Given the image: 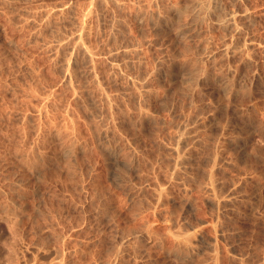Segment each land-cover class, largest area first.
<instances>
[{
  "label": "rangeland",
  "instance_id": "374dc122",
  "mask_svg": "<svg viewBox=\"0 0 264 264\" xmlns=\"http://www.w3.org/2000/svg\"><path fill=\"white\" fill-rule=\"evenodd\" d=\"M0 1H1L0 2L1 3L0 4V86H1L0 88L1 90L0 92L1 93L0 95V264H33V263L34 264H51V263L52 264H155V263L156 264H177V263L195 264L192 263L191 261L197 262L199 259H201L202 262L199 260V262L201 263L198 262L197 264H204V263L214 264V262L220 263L222 261L223 263L220 264H225V263L229 264V262L231 264V260L233 259V257L237 258L236 260L234 259L232 260V263L234 264L237 263L264 264V259H263L264 258V214H263L264 213V135H263L264 134V96H263L264 95V0H240V1L239 0H199V4H197L198 0L197 1L195 0H113L114 2L116 1L115 3H120V4H114V2L111 0H109L110 2H108L107 0L105 1L99 0L100 2L103 1L102 4L98 0H94L93 5H91V7L89 6V3H91L90 0L89 3L88 0H13V1L3 0L4 2L2 0ZM96 1H98V3L94 4ZM106 1L108 4H105L106 6L105 7L104 2L106 3ZM200 1L201 2L203 1L202 2L203 5L206 4L204 6L205 8L208 6L207 8L210 10L211 14L209 13L208 9L203 10L204 12L201 10L203 5L201 4ZM219 3L220 6L223 7V10L219 6ZM109 4L111 5L114 4V5L111 6ZM212 4L213 5L216 4L215 6L217 7L213 6ZM8 5L10 6L9 8ZM61 5L63 6L65 5L64 8L61 7ZM68 6L71 7L68 9ZM92 6H94L95 10L92 8ZM100 6L104 8L101 7L102 8L101 9ZM114 6L115 8L118 9H115ZM58 7L59 9L61 8L64 10L61 11V13H63L61 16L60 13L55 14L58 13L57 12ZM176 7L179 10L176 9ZM11 8L13 10H11ZM89 8L90 11L93 9L90 15L92 18L89 17V19L91 18L93 21L91 20L90 22L89 19H88L89 21L86 20V23L88 22L89 24H86L85 26L86 28H89L90 26L91 30L88 29L87 31L86 29V32L88 33H85V36L86 35H90V36H87L88 38L85 37L84 40L88 39V41L86 40L88 44L85 41L86 45H88L89 49L91 48V52L94 53L95 59L97 58L96 61L94 59V62L92 63L95 68L92 66V64L86 62L87 60L84 58L83 55H80L81 54L80 52L76 50L78 53L76 54L75 49H70L71 47L68 46V50H67L66 49L67 46L63 45V44L67 45L68 43L71 42L73 37L72 36L73 32L78 27L77 26L79 23L78 21L81 20L84 21L85 19V16L83 17L84 19H82L81 15L83 16L84 15L83 13L87 14L86 11L90 12ZM184 8L189 12L187 13L186 10H184ZM8 9L9 11L10 10L11 11L9 12ZM55 9L57 10L55 11ZM189 9L192 10L194 9V10L192 12ZM212 9L218 10L220 14H217L218 11L216 10L212 11ZM180 10L182 12V16ZM45 11L51 13L48 14ZM94 11H95V15L96 13H98L97 17L92 16L94 15L93 13ZM215 11L216 13H214ZM64 12H66L68 15ZM198 12L199 15H196L198 14ZM202 12L203 14L206 15L202 14L203 15L202 16L200 14ZM160 13L161 15L157 16ZM212 13H214L215 17L212 16L213 15ZM246 13H248L247 15L250 16L248 17ZM43 14L44 16H42ZM53 14L55 15L53 16ZM163 14L165 15V17ZM179 14L181 17L179 16ZM29 15L33 20L29 19L30 18ZM66 15L68 17H66ZM142 15H144V18ZM162 15L163 17H161ZM194 15L195 17L199 16V18L198 19L197 17L195 18ZM229 15L234 16V19L236 21L234 22V27L238 25L242 27L241 28L239 26H238L239 28L235 27V29L236 28L237 29L234 30V27L227 26L226 24H228L229 22L228 20L231 19ZM32 16L35 18H32ZM140 16L142 17V19L140 18ZM220 16L221 18L222 16L225 17L221 19ZM152 17L153 18L155 17L154 20ZM156 17H158V20ZM217 17L219 20L217 19ZM192 18L193 21L194 20L197 21L193 22ZM25 19L27 21V24H30L32 21L33 23V24L31 23L32 25H35L36 23L37 25L26 26ZM237 19L239 21H237ZM240 19L243 21H241ZM248 19L251 21V25ZM34 20L35 22H33ZM155 20H157L156 21L157 23L155 22ZM161 20H163V22H161ZM202 20L203 21L205 20L207 23L204 21L203 23L205 24H203ZM221 20L224 21L223 24ZM245 20L247 23L245 22ZM153 23L155 24L154 25L155 27L153 26ZM158 23H160L159 24L160 26L158 25ZM183 25L185 27H182ZM245 25L247 26V28L250 25L248 30L246 27H244ZM158 26L161 27L162 29L158 28ZM166 26L167 28H164ZM219 26H221V28ZM180 28L181 30H179ZM184 28L187 29L188 32L185 34L186 37L181 36L182 37L181 38L180 35H183L181 31L184 30ZM242 28L246 33H243L244 31L242 30ZM240 29L242 33H240L239 31ZM230 33L232 34V36ZM237 33L241 35L238 36ZM242 34L247 41L243 38ZM188 35H190V37ZM191 36L193 37L196 36V37L194 38L192 37L191 39ZM68 37L70 38L68 39ZM239 38L240 39L242 38V40H238ZM239 41L242 42L239 43ZM245 41L247 44L244 43ZM207 42L208 44H206ZM252 42L254 43V45L256 44L259 47L256 45L254 47ZM187 43L189 44L186 45ZM201 44L203 46L204 45L206 46V47L204 46L206 50ZM225 44L227 46L224 47ZM230 44L233 49L231 48ZM240 44H244L246 47ZM259 44H261V46ZM131 45L133 47L134 46L137 47H135L133 50V47ZM228 45L230 47H228ZM236 45L237 46L239 45L240 53L238 52V47H235ZM240 46L242 52L245 51V53L247 51L245 49L249 48L246 54L244 53L243 55V53H241ZM250 46L253 48V50L252 48H250ZM119 47L122 50H120ZM260 47L263 50H261ZM63 48L65 51H62ZM113 48L115 50L117 49L118 51L117 50L115 51ZM191 48L193 51L191 50ZM223 48L224 49L231 48V51H234L235 49L237 50L234 51L236 53L232 52L235 54L232 55L231 51L226 52L225 51L226 49L223 50ZM135 49L138 50V52ZM70 50L73 51V53L72 52L70 53ZM126 50L129 51L128 52L129 54L127 53ZM202 50L204 52L205 51L207 52L204 53ZM110 51L116 52L117 54L119 52L118 55H120V57L118 56L117 59L118 60L121 59V60L118 61L116 59L117 60L116 64L120 63L118 64L119 67H115V69L114 67H112L111 69L112 65L110 63V60L108 62V59L110 58L107 59V57L109 56L108 54L111 53ZM135 52L137 53L135 54ZM68 53L70 54V56ZM201 53L205 56H203ZM210 53L211 55H209ZM223 53L224 55L226 53V55L224 56ZM75 54L78 57H75L74 56ZM134 54L136 56L139 54L137 56L138 58L136 56H135L136 58L132 56ZM200 54L203 57L202 59ZM241 54L243 55L244 59L242 58ZM126 55L130 56L128 57L129 60L128 58H126L127 57ZM238 55L241 56L239 57L240 59H242V61L244 62L246 60L247 61L245 63L241 62ZM81 56L83 57L81 58ZM123 57H125L124 60L125 62L129 61L127 62L129 66H127V63L124 64L122 63L124 62ZM133 57L134 59H132ZM206 57L209 58L207 59ZM71 58L72 60L70 61ZM98 59L99 62L97 63ZM131 60L133 61L131 62ZM196 60L198 62H196ZM209 60L211 62H209ZM66 61L68 62L70 61V63L72 62L71 63L72 65H70V63L68 64V62L66 64ZM200 62L202 64L204 62V64L202 65ZM64 63L67 69L65 68L63 70V66H65ZM131 63H133V65ZM248 63L249 66L247 67ZM73 64H75L76 67L75 65L73 66ZM181 64L183 65L186 64V65L183 66ZM187 64L189 65L190 69L192 68L193 73L190 72L191 70H189ZM108 65L110 66L109 68ZM194 65H196V68L198 69H195ZM199 65H201L202 68L204 67L205 71L207 70L206 73L205 71H203L204 69L199 68ZM71 66H73V68ZM175 66L177 68L178 67L180 68V69L178 68L179 72L177 71V68ZM68 67H70L71 69ZM170 67H172L171 70ZM93 69H96V71ZM193 69L194 71L196 70L197 72L196 71L194 72ZM117 70L119 73L117 72ZM213 70H214L213 73L214 75L213 74L211 75L210 73ZM217 70L220 72V74L219 72H216ZM227 70H228V74L226 72ZM164 71L166 72V75L168 77L165 75ZM168 71L169 72L171 71V73L172 71L174 72L172 73V76L171 73H169ZM199 71H201L200 74L202 75V76L200 75V77H199ZM64 72L66 73V75H64ZM72 72L73 74L75 73V75H73ZM183 72L185 73V75L182 74ZM188 72L189 74H187ZM221 72H223L222 73L223 76H221ZM240 72L241 75H239ZM95 73H96V77H94ZM190 73L191 74L196 73V76L190 75ZM89 74H91V76ZM140 74L143 76V78ZM153 74H155L154 76L156 78L153 76ZM85 75L88 77H86ZM183 75L185 77L186 75L187 77L189 75L190 76L188 77L187 80V77L185 78L183 77ZM219 75L221 77H219ZM231 75H233L232 76L233 78L231 77ZM145 76L147 77V79L145 78ZM152 76L157 81L153 79ZM157 76H159L158 79ZM90 77L93 78L91 79ZM138 77L139 79H137ZM161 77L162 79L163 77L164 79L166 77L167 79L165 80L167 81L162 80ZM227 77H229L230 80L226 79ZM66 78L69 80L67 81ZM130 78L132 79L130 80ZM141 78L143 81L146 79L143 82L146 83L143 84L145 88L144 87L141 88L144 92L140 90L142 91V93L139 91L140 87H138V85L141 86L142 84ZM169 78L170 80H172L171 82L174 83V85L171 86L172 83L168 82ZM172 78L175 81H173ZM95 79L96 81H98V83H101L99 84V87L97 86L98 83L94 81ZM178 79L179 80L184 79L182 81L183 82L185 81V83H183L181 80L178 81ZM205 79L207 81H205ZM233 79H235L234 81H237L238 83L233 82ZM151 80L154 83L150 82ZM186 80L189 83V85L191 82L192 83L195 82L200 86L199 85L197 86V84L195 83L193 85L187 86L188 83L186 82ZM219 80L220 83H217L219 82ZM225 80L227 81L229 80L231 86ZM63 81L66 83L70 82L71 83V84L69 83L71 85L70 87L74 91L72 90L71 92H69L71 90V89L68 90L69 84H65ZM147 81L149 82L147 83ZM201 81L202 82L204 81V83H202ZM92 82L95 83L96 85H94ZM133 82L136 83L134 84ZM138 82L141 84H137ZM178 82L181 85L183 83L182 85L183 88L181 87V85L177 86L179 85ZM211 82L212 83L214 82L215 84H212ZM130 83L131 85L134 84L135 86H130ZM149 83L150 85L152 84L151 87L149 86ZM210 83L214 86L216 84L221 86L217 88L218 85H216L217 87L213 86L212 88V85L210 86ZM232 83L235 85L233 86ZM223 84L226 85L225 87L227 88V90L226 88L222 89V86L224 87ZM100 85L103 86L101 87ZM184 85L185 87L186 86L187 87L184 88ZM93 86H95L96 89L99 90L101 89L103 92L105 91V94H103L104 96L100 94L98 90L96 91V89L93 88ZM173 86L174 87L176 86L178 88L176 87L174 88ZM194 86L195 89H193ZM133 87L135 88L137 87L138 89L137 88L136 89L138 90V92L134 90L135 88ZM230 87H233L231 91L229 89ZM103 88L106 89L103 90ZM178 89L180 90L178 91ZM224 89L226 91H223ZM89 90L90 91L93 90V92L91 91L92 94L94 92L97 93L96 94L94 93V95H92L90 94ZM75 91L77 95L76 97L74 95ZM133 91H135L136 94H134ZM147 91L148 92L150 91L151 93H148ZM182 91H184V93ZM229 91L230 93L232 92L233 93L229 94ZM145 92H146L145 95L147 94H151V95H147L148 97L144 96ZM152 94L154 96H152ZM224 94L228 95V97H226V95ZM99 95L102 96L100 97ZM105 97H107V99H109L110 102L108 100L106 101ZM141 97L142 99L144 98L145 100L144 99L140 100ZM224 97L228 99L229 105L227 104V102L225 103L227 99ZM149 98L150 100L148 101ZM222 101L224 104L222 103ZM107 102L109 103V105ZM143 103L144 105L147 104L148 106L147 107L146 105L144 106ZM220 104H223L224 106ZM107 105L109 106V108ZM111 105L112 106L114 105V107H112ZM141 106L142 108H140ZM220 106L221 108H219ZM227 106L230 107H228L227 109ZM222 107H224V109ZM146 108L147 110H143ZM215 108L218 109L216 110ZM229 108L231 109L229 110ZM139 109L142 112H140ZM213 110L214 112H212ZM109 111H111V113ZM146 111L147 112L149 111L150 113L148 112V114L154 116L150 115L151 119L150 118L148 119L147 116L148 114H146ZM222 111L223 112L228 111V112L222 113ZM196 112L199 113L196 114ZM217 113H219L221 116L219 114L218 116H216L215 114ZM199 114L200 116L198 117ZM141 116L143 119L140 118ZM145 116L147 117L146 119H144ZM191 116H193L194 118ZM204 116H206L207 119L204 120L203 118H201ZM153 117L155 119H153ZM208 117L211 120H209ZM218 117L222 118L221 120L223 121V123L220 122V118L218 119L219 121H217ZM185 119L188 121L187 123L185 122L186 121ZM188 119H190L191 121H195L197 119L198 120L195 121L196 123L195 122L192 123ZM138 120L139 123L137 122ZM141 120L144 121L142 122ZM199 120L202 122V124L199 123L200 122ZM205 121H207L206 123L208 122L209 123L206 124L204 123ZM153 122H157V125L156 123ZM184 122L186 124H184ZM215 122L216 123L219 122V123L216 124ZM137 123L138 125L139 124L141 125V123L143 125L137 126ZM195 124H197L196 125L197 128L195 127ZM203 124L205 125L204 127H206L207 125L206 128L208 132H211V134L213 132L211 136L210 133L205 132L207 130L206 128L202 127ZM219 124L222 126H220ZM182 125L185 128H183ZM187 125L188 126L190 125L191 127H188ZM227 125L229 126V128H227L228 127ZM144 126L145 127L148 126V128L147 127L145 128ZM217 126L221 131L218 130V128H216ZM143 127L144 129H141ZM192 128H194V130ZM201 128L203 130H201ZM212 128L214 129L213 131L211 130ZM222 128H224L225 130ZM182 129H185L182 131L184 137L189 136L187 132L190 135L192 134L191 135L192 140L188 138L189 144L187 143L188 145L186 144L184 146L185 147L184 149L182 148L183 146H181L182 150L179 154L180 156L179 158L184 160V162L186 161V163H184L185 166L187 164H192L194 166L187 165L188 167L185 168V166L183 165V168H180L181 166L180 167L177 165L175 166V162L173 161L174 166L171 164L172 162H170V165H172L171 168L173 167V171H174L173 172L172 170L170 171L171 168L169 165V161L172 160V158L173 160L176 159L177 155L174 153L173 149L176 148V146L178 145V144L176 145L174 144L176 142V139L173 142L174 139L173 135H175L176 138L177 135L179 136ZM190 130L192 131L191 133L189 132ZM195 130L196 133H194ZM215 130L217 133L214 132ZM239 131H242L243 134ZM204 132L205 135L207 133V136L211 137V139L213 138V136L215 137L212 140L211 139L208 140L210 141L208 142L209 144L207 143V141L205 142V139L207 140L208 137H206L205 135H201ZM200 135L201 137H199ZM170 137L172 138V142ZM197 137L200 139L202 138V141H196V140H200L197 139ZM238 137L240 138L244 137V138L240 139ZM231 138L233 142H231L232 141ZM214 139L216 140L218 139V141L216 140L214 141ZM221 140H224V143H222L223 142L222 141L220 143L221 145H219V142ZM195 141L197 142V144L195 143ZM198 142L200 144H203V146H200ZM205 143H207V146L209 148L211 146L212 148L210 149L212 150H210L207 146L205 147ZM192 144H194V147H192L193 146ZM232 144H234L235 146ZM214 145H216V147ZM222 145H225L224 148H226V146L228 145L227 149L224 150ZM168 146H169L168 148L169 151L166 149ZM230 146L231 147L234 146L236 151H233L234 147L231 148ZM68 148L69 149L71 148L70 150L72 152L68 151L69 150ZM193 148L196 149L199 148V149L195 150ZM230 148L232 150H230ZM189 149H192L193 151L192 150L189 151ZM198 150L199 151L201 150L200 151L201 153ZM213 150H216L215 151L216 153ZM67 151L69 152L68 154ZM116 151L117 153L118 151H120L118 153L119 155L116 153ZM170 151L171 153H169ZM188 151L189 152L192 151L193 155L192 153L190 154ZM194 151L198 153L197 157ZM205 151H208L209 153ZM217 151L219 152L217 153ZM135 152L139 154L136 153L135 156ZM211 152H213V154ZM64 153L66 155H64ZM187 153L189 155H187ZM206 153L207 154L211 153L210 155L213 156L210 157V155H208L209 157L208 158ZM236 153H238L237 155L239 156V158L243 155L245 156V157L244 156L241 157L242 159L244 158L243 161L240 158L242 163L240 162V159L237 158L238 156H236ZM129 154H131L132 156H129ZM170 154L171 156L173 155L174 156L170 157ZM70 155H72V157ZM124 155L126 157H124ZM182 155L185 156L183 157ZM186 155L190 157L188 158ZM220 155H222L221 156L222 159L219 157ZM119 156L124 159H120ZM225 156L229 158H224V159H228V160L230 159L231 161L224 160L223 157ZM128 157L131 158L133 161ZM110 158L114 161L112 162ZM135 158H137V160ZM218 158L221 160V162ZM210 159L211 161L209 162L211 163L210 164L206 163L207 164L206 166V164L204 163ZM235 159L238 160V162ZM248 159H249V164L247 162ZM124 160L125 162H123ZM234 160L236 162H233ZM250 160L252 162L254 161L253 162L255 163L253 164V166L255 165L254 168L251 164L252 162L250 163ZM116 163H118L119 165ZM125 163L127 166L124 165ZM202 163L205 167L202 165ZM244 163L247 164V166L245 165L247 168H245ZM129 164L131 165L129 166ZM218 164L220 165L218 166ZM226 164L229 165L231 169L228 166H227L228 168L226 169ZM233 164L235 167L233 166ZM250 164L253 169H251ZM31 165H33L34 168ZM121 165L122 166L124 165L125 167L123 166L124 167L123 168ZM248 165L250 166V169ZM134 166L135 167L138 166V167L135 168ZM119 167L121 168V170L122 168L124 170L120 171ZM178 167L182 172L179 169H177ZM216 167H218V169H216ZM114 168L116 171L114 170ZM137 168L138 171H136ZM222 169L223 172H221ZM176 170L179 171V174H177L178 172ZM217 170L218 171L220 170V172H218ZM133 171L136 173H134ZM192 171L193 172L195 171V173H198V171H200L199 174L201 177H198L199 179L197 178L198 181L196 177L197 175L199 176V174L196 175ZM213 171H215V173ZM175 172L177 175L175 174ZM180 172H181V176L183 175L184 177L185 175L186 179H183V177L180 176L178 177V175H180ZM206 173L208 174L209 177L207 176ZM193 174L195 178L193 177ZM170 176L172 178L177 177V180L173 181L175 180V178L173 180L171 178L170 180L169 179ZM187 176H189L190 178H187ZM215 176L221 182V184L216 180ZM205 178L207 180H205ZM192 179L193 181L195 179V181L191 182ZM122 180H124V182ZM210 181L213 183L212 184L209 183ZM214 181H217V183ZM181 182L182 183L185 182L184 186L183 184H181ZM204 184L206 185V188ZM216 184H218V186ZM220 185H221L220 189L224 190L223 191L224 194L222 193V196L220 193L221 190L219 191ZM222 185H224L223 186L224 189H222L223 188ZM203 186L205 188L204 190L202 189ZM215 187L217 189L214 190L215 193L214 192L213 193L214 194H216L217 192L219 193H217L213 197L212 195L214 194L212 193L210 188H212L213 190L215 189ZM161 188H163L164 190L162 191ZM155 189L158 190V192L160 193L155 192L156 191ZM233 189H235V192L237 191L236 193H238L237 194L238 199L236 198L237 195L235 194V192L233 195L232 192L234 191ZM238 191L239 192L241 191L240 193L242 195ZM157 193L159 194L160 197V198L158 197L159 199L157 198L158 195ZM164 193L165 195H163ZM240 196L243 197L241 198ZM211 197L213 199L215 198L213 202H212L213 199H211V201L207 200L210 199ZM220 197L224 199L222 200L220 199ZM233 198L235 199L233 200ZM240 198L241 200L243 199L242 203L240 202L241 201ZM160 200L161 202L158 203V201ZM231 200L234 201V202L232 201L234 206L237 205L236 207H233V210L229 209L233 205ZM223 201L225 204L223 205L225 207L222 205ZM226 201L227 203H229L228 205H231L230 207L228 205L226 206L227 204ZM236 201L239 203H237ZM214 202H215V206L212 205V203L214 204ZM216 204L218 206H216ZM220 206L224 210H222ZM215 208L217 209V215H215L216 214ZM225 210L226 212H224ZM151 212L155 216H152ZM219 213H221L220 216L218 215ZM223 214L225 215L224 219H227L226 221L225 220L223 221V217H224ZM214 217L217 219L219 218V220L217 219L215 220ZM153 218L155 221L153 220ZM213 220L217 223H219L220 221L221 222L220 224L225 222L227 225L225 223H223V225L225 224L224 226L226 229L224 228V226L223 228H220L222 227V225L220 224L216 225V223ZM201 221L204 223H202ZM150 223L152 224L151 226H149ZM199 223H201L202 225ZM166 224L169 226L171 225L170 227H173L172 229L174 230H170L171 228ZM185 224L186 225L188 224L189 228L192 227L191 228L192 230L191 229L188 230L189 228H187L188 226H184ZM197 224L199 228H196L197 226L195 227V225ZM209 224L210 225L212 224L213 226H210ZM143 227H146V232ZM193 227L195 228L193 229ZM137 228L138 229L140 228L143 231L140 230L139 232ZM168 228L169 230L166 231ZM185 228L186 230H184ZM202 228H203V232L201 231ZM180 229H182L181 232ZM198 229L200 230V232H198L199 231ZM207 229L209 230L208 233L210 235L212 233L211 235L212 237L209 234L206 235ZM221 229H224L223 231L226 232H224L223 234L222 233L223 231ZM126 230H127V234L125 232ZM133 230H136V233H133L135 232ZM150 230L153 232L152 233L153 235L151 234ZM176 230H178L179 233ZM204 230H206V233L204 232ZM212 230L215 231L214 233H216L215 234L216 236H214ZM128 231H130V234ZM171 231L172 233H174V235L170 233ZM182 231L184 233L188 232L186 233L187 235L184 234ZM199 233H201V235ZM124 234L126 235V237ZM136 236H138L137 240H136ZM146 236L147 238H145ZM166 236L169 237V241L170 240L172 241V239L173 241H175L174 246L172 245L173 241L172 243H170L171 241L168 242V238ZM170 236H172L173 238ZM198 236H200L199 237L200 239L198 238ZM223 236L225 237L224 239ZM226 236H227V240H226ZM124 237L127 239L125 240ZM151 237H153V239H151ZM155 237H156V242L158 240L159 242L157 243L155 242L154 239ZM164 237L166 238L167 241L165 240ZM188 237H190V239ZM215 237L217 240L216 239L213 240V238ZM220 238H222L221 241ZM130 239L132 241H129ZM138 239H140V241H138ZM148 239H150L152 242L150 240L148 241ZM210 239L213 241H211ZM141 240L142 241L144 240V242L142 243ZM135 241H137L139 244L137 242L134 243ZM186 241L189 242L187 243ZM201 241L202 243L206 241L205 242L206 244L205 243L202 244ZM131 242L132 244L134 243V245H136L135 247H137V249L139 250L138 253L136 252L137 249L132 247L134 245H132ZM212 243H214V245H216L217 247L214 246ZM137 244L140 245L141 248ZM189 244H192L195 247ZM204 244L206 247L202 246ZM171 245L172 248H174L175 246L176 247L171 250ZM182 246H184L185 248H182ZM213 246L216 250L213 248ZM119 247L121 248L119 249ZM125 247L126 250L132 247L131 249L133 250L135 249V251L132 252V250L130 249V252L126 253L127 254L126 255L125 254L126 250H123L125 249ZM196 247L198 249V253H196L197 251ZM201 247L202 248L204 247V250ZM222 247L224 248V251L222 250L223 249ZM142 248L146 252H144ZM187 248L189 249L187 250ZM206 248H208V250H205ZM129 249L126 252H128ZM185 249L186 251L184 252ZM209 249L214 250L213 252L217 255H215ZM119 250L120 251L123 250V253L122 252L120 253ZM170 250L174 252L175 255ZM227 250H229L233 254H230V252H228ZM116 251L119 253H117ZM194 251L196 254H194ZM226 251L229 254L227 256H229L230 258L231 256H233L231 259L226 256L227 254ZM113 252L115 253L113 254ZM179 252L182 253L181 257H180L181 253ZM210 252L214 254L211 255L213 257L209 256ZM257 252L259 253L257 254ZM185 253L187 254V256L185 255ZM220 253L221 254L224 253L223 256H220L219 255ZM195 255L198 260L195 259L196 258ZM224 255L227 257V259L226 257H224ZM133 256H135V258ZM208 257L211 258L212 260L209 259ZM228 259L230 261H227ZM243 259L244 261L247 260L248 261L244 262ZM187 260L189 261V263ZM213 260L214 262H212ZM237 260L241 262L239 263L237 262ZM233 261H235L236 263Z\"/></svg>",
  "mask_w": 264,
  "mask_h": 264
},
{
  "label": "bare ground",
  "instance_id": "6f19581e",
  "mask_svg": "<svg viewBox=\"0 0 264 264\" xmlns=\"http://www.w3.org/2000/svg\"><path fill=\"white\" fill-rule=\"evenodd\" d=\"M2 1H3V0H2ZM4 1H5V0H4ZM4 1H3V2H4ZM12 1H13V0H12ZM90 1H91V3H89V0H88V3H89V6L91 7V5H93L94 0H90ZM98 1H99V0H98ZM98 1H96L94 4L98 3ZM104 1H105V0H104ZM107 1L110 2L109 0H107ZM107 1H106V3L104 2V6H105V4H108ZM111 1H113V0H111ZM195 1H197V0H195ZM239 1H240V0H239ZM0 2H1V1H0ZM3 2H2V3H3ZM14 2H15V1H14ZM99 2H100V1H99ZM102 2H103V1H102ZM102 2H100V3H102ZM113 2H114V1H113ZM115 2H116V1H115ZM115 2H114V4H120V3H115ZM119 2H120V1H119ZM200 2H201V1H200ZM202 2H203V1H202ZM202 2H201V4L203 5ZM205 2H206V1H205ZM214 2H216V1H214ZM218 2H219V1H218ZM236 2H237V1H236ZM132 3H133V2H132ZM144 3H145V2H144ZM195 3H196V2H195ZM206 3H207V2H206ZM239 3H240V2H239ZM0 4H1V3H0ZM12 4H13V3H12ZM14 4H15V3H14ZM102 4H103V3H102ZM102 4H101V5H102ZM111 4H112V2H111ZM111 4H109V5H111ZM114 4H113V5H114ZM140 4H141V3H140ZM146 4H147V3H146ZM193 4H194V3H193ZM197 4H199V0H198V3H197ZM197 4H196V5H197ZM201 4H200V5H201ZM204 4H205V3H204ZM213 4H214V3H213ZM213 4H212V5H213ZM216 4H217V3H216ZM216 4H215V5H216ZM2 5H4V4H2ZM5 5H7V4H5ZM16 5H17V4H16ZM97 5H98V4H97ZM109 5H107V6H109ZM113 5H111V6H113ZM144 5H145V4H144ZM153 5H154V4H153ZM205 5H206V4H205ZM205 5H203V7L201 6V7H202V8H201L202 11L208 9V8H207L208 6H207L206 8L204 7ZM210 5H211V4H210ZM215 5H213V6H215ZM217 5H218V4H217ZM221 5H222V4H221ZM14 6H15V5H14ZM64 6H65V5H64ZM64 6L61 5V7H63V8H64ZM95 6H96V5H95ZM121 6H122V5H121ZM193 6H194V5H193ZM219 6H220V3H219ZM9 7H10V6L8 5V8H9ZM66 7H67V5H66ZM70 7H71V6H68V9H69ZM87 7H88V6H87ZM97 7H99V6H97ZM97 7H96V8H97ZM101 7H102V6H100V8H101ZM105 7H106V6H105ZM116 7H117V6H116ZM148 7H149V5H148ZM150 7H151V6H150ZM152 7H153V6H152ZM194 7H195V6H194ZM194 7H193V8H194ZM196 7H197V6H196ZM209 7H210V6H209ZM211 7H212V6H211ZM215 7H217V6H215ZM215 7H214V8H215ZM220 7H221V6H220ZM6 8H7V7H6ZM12 8H13V5H12ZM12 8H11V10H13ZM92 8L94 9V6H92ZM102 8H104V7H102ZM102 8H101V9H102ZM114 8H115V6H114ZM121 8H122V7H121ZM172 8H173V7H172ZM174 8H175V6H174ZM212 8H213V7H212ZM221 8H222V10H223V7H221ZM14 9H15V8H14ZM71 9H73V8H71ZM93 9H92L91 11H93ZM115 9H118V8H115ZM119 9H120V6H119ZM176 9H178V8L176 7ZM199 9H200V8H199ZM218 9H219V8H218ZM248 9H249V8H248ZM248 9H247V10H248ZM11 10H10V11H11ZM56 10H57V9H55V11H56ZM58 10H59V11H58ZM58 10H57L58 13H55V12H54V13H55V14H59V13H60V16H61V15L63 14V13H61V11H64V10L61 9V8L59 9V7H58ZM86 10H87V9H86ZM94 10H95V9H94ZM145 10H146V9H145ZM178 10H179V9H178ZM184 10H186V9L184 8ZM189 10L193 12L194 9H193V10H192V9H189ZM197 10H198V9H197ZM197 10H196V11H197ZM208 10H209V9H208ZM214 10H216V9H214ZM214 10L212 9V11H214ZM257 10H258V9H257ZM8 11H9V9H8ZM10 11H9V12H10ZM35 11H36V10H35ZM65 11H66V8H65ZM72 11H73V10H72ZM72 11H70V12H72ZM89 11H90V8H89ZM91 11H90V12L86 11L87 14L83 13L84 15H83V16L81 15L82 19H84V18H83L84 16H85V19H84V21H82V20H81V21H78L79 23L82 22V23H80V24L77 22V23H78V25H77L78 27H77V28L75 27V28H76L75 31H74L75 33L73 32V35H72L73 37L71 36V37H72V40L70 39L71 42H70V40H69L70 43H68L67 45L63 44L64 46H67V48H66L67 50H68V46H69V47H71L70 49H75L76 54H78L77 51L80 52V53H81L80 55H83L84 58L87 60V61H86V60H85V61L88 62L89 64H92V63L94 62L95 55H94V53L91 52V48L89 49L88 45H86V42L88 41V39H86L87 41L84 40V39H85V37L88 38L87 36H90V35H86V36H85V33H88V32H86V29H87V31H88V29H90V26H89V25H88L89 28H86L85 25H86V24H89L88 22L86 23V20H87V21L90 20V22H91V20H92V19H91L92 17L90 16V15H91ZM100 11H101V10H100ZM103 11H104V10H103ZM117 11H120V10H117ZM182 11H183V10H182ZM198 11H199V10H198ZM216 11H218V10H216ZM216 11H215L214 13H216ZM220 11H221V10H220ZM254 11H255V10H254ZM13 12H14V11H13ZM13 12H12V13H13ZM45 12L48 13V11H45ZM106 12H107V10H106ZM109 12H110V11H109ZM115 12H116V11H115ZM152 12H153V11H152ZM171 12H172V11H171ZM180 12H181V10H180ZM186 12L188 13L189 11L186 10ZM192 12H191V13H192ZM203 12H204V11H203ZM203 12L200 13V14L202 15ZM205 12H206V11H205ZM245 12H246V11H245ZM247 12H248V11H247ZM5 13H6V12H5ZM21 13H22V12H21ZM28 13H29V12H28ZM46 13H45V14H46ZM49 13H51V12H49ZM49 13H48V14H49ZM64 13H66V12H64ZM93 13H94V15H92V16H94V17L96 16V17H97V14H98V13H96V15H95V11H94ZM117 13H118V12H117ZM117 13H116V14H117ZM122 13H123V12H122ZM150 13H151V12H150ZM154 13H155V12H154ZM175 13H176V12H175ZM191 13H190V14H191ZM207 13H208V12H207ZM209 13H210V10H209ZM214 13H212V14H213L212 16H214ZM221 13H222V12H221ZM232 13H233V12H232ZM243 13H244V12H243ZM243 13H242V14H243ZM248 13H249V12H248ZM248 13H246V15H247ZM41 14H42V13H41ZM55 14H53V16H54ZM66 14H67V13H66ZM118 14H119V13H118ZM120 14H121V12H120ZM155 14H156V13H155ZM157 14H158V13H157ZM177 14H178V13H177ZM184 14H186V13H184ZM210 14H211V13H210ZM217 14H220L219 11H218ZM234 14H236V13H234ZM14 15H15V14H14ZM67 15H68V14H67ZM67 15H66V17H68ZM70 15H71V14H70ZM160 15H161V13H160L159 15H157V16H160ZM163 15H164V14H163ZM163 15H162L161 17H163ZM196 15H199V12H198V14H196ZM203 15H206V14H203ZM203 15H202V16H203ZM231 15H232V14H231ZM239 15H240V14H239ZM239 15H238V16H239ZM244 15H245V14H244ZM244 15H243V16H244ZM246 15H245V16H246ZM35 16H37V15H35ZM42 16H44V14H43ZM50 16H51V15H50ZM50 16H49V17H50ZM135 16H136V15H135ZM142 16H143V18H144V15H142ZM148 16H149V15H148ZM155 16H156V15H155ZM166 16H167V15H166ZM177 16H178V15H177ZM179 16H180V14H179ZM181 16H182V12H181ZM181 16H180V17H181ZM207 16H208V15H207ZM209 16H210V15H209ZM212 16H211V17H212ZM226 16H227V15H226ZM229 16H230V15H229ZM235 16H237V15H235ZM247 16H248V15H247ZM249 16H250V15H249ZM249 16H248V17H249ZM252 16H253V14H252ZM9 17H10V16H9ZM11 17H12V16H11ZM19 17H20V16H19ZM29 17H30L29 19H31V16H30V15H29ZM45 17H46V16H45ZM47 17H48V16H47ZM51 17H52V16H51ZM51 17H50V18H51ZM89 17H91V18L89 19ZM164 17H165V15H164ZM184 17H185V16H184ZM192 17H193V14H192ZM194 17H195V15H194ZM196 17H197V16H196ZM196 17H195V18H196ZM211 17H210V18H211ZM214 17H215V16H214ZM214 17H213V18H214ZM223 17H225V16H222V18H223ZM230 17H231V19L228 20V21H229L228 24H226L227 22H226L225 24H226L227 26H229V27H234V22H236V21H235V19H234V16H230ZM15 18H16V17H15ZM15 18H13V19H15ZM32 18H35V17L32 16ZM122 18H123V17H122ZM137 18H138V16H137ZM140 18L142 19L141 16H140ZM140 18H139V19H140ZM152 18H153V17H152ZM154 18H155V17H154ZM154 18H153V20H154ZM156 18H157V20H158V17H156ZM186 18H187V17H186ZM198 18H199V16L197 17V19H198ZM205 18H206V17H205ZM208 18H209V17H208ZM220 18H221V16H220ZM222 18H221V19H222ZM228 18H229V17H228ZM252 18H253V17H252ZM10 19H11V18H10ZM88 19H89V20H88ZM135 19H136V18H135ZM165 19H166V18H165ZM168 19H170V18H168ZM201 19H202V17H201ZM203 19H204V18H203ZM217 19H218V17H217ZM238 19H239V17H238ZM238 19H237V21H239ZM31 20H33V19H31ZM36 20H37V19H36ZM44 20H45V19H44ZM107 20H108V19H107ZM150 20H151V18H150ZM153 20H152V22H153ZM157 20H155V22H156ZM177 20H178V19H177ZM199 20H200V19H199ZM218 20H219V19H218ZM223 20H224V19H223ZM226 20H227V18H226ZM240 20H241V19H240ZM248 20H249V19H248ZM25 21H26V19H25ZM92 21H93V20H92ZM119 21H120V20H119ZM137 21H138V20H137ZM167 21H168V20H167ZM169 21H170V20H169ZM192 21H193V18H192ZM192 21H191V23H192ZM194 21L196 22L197 20H194ZM194 21H193V22H194ZM200 21H201V20H200ZM204 21H205V20H204ZM204 21L202 20V23H203ZM207 21H208V20H207ZM241 21H243V20H241ZM249 21H250V20H249ZM249 21H248V22H249ZM33 22H35V20H34ZM42 22H43V21H42ZM117 22H118V20H117ZM121 22H122V21H121ZM161 22H163V20H161ZM161 22H160V23H161ZM165 22H166V21H165ZM171 22H172V21H171ZM205 22H206V21H205ZM221 22H222V24H223L224 21L221 20ZM245 22H246V20H245ZM31 23H32V21H31ZM31 23H30V24H27V21L25 22L26 26H30V25L33 24V23H32V24H31ZM112 23H113V22H112ZM119 23H120V22H119ZM156 23H157V22H156ZM160 23H158V25H159ZM166 23H167V22H166ZM202 23H200V24H202ZM206 23H207V22H206ZM238 23H239V22H238ZM246 23H247V22H246ZM117 24H118V23H117ZM150 24H151V23H150ZM161 24H162V23H161ZM167 24H168V23H167ZM169 24H170V23H169ZM203 24H205V23H203ZM219 24H220V23H219ZM262 24H263V23H262ZM36 25H37V23H36L35 25H32V26H36ZM119 25H121V24H119ZM127 25H128V24H127ZM154 25H155V24L153 23V26H154ZM191 25H192V24H191ZM217 25H218V23H217ZM235 25H236V24H235ZM247 25H248V24H247ZM250 25H251V21H250ZM250 25H249V26H250ZM252 25H253V24H252ZM255 25H256V24H255ZM122 26H123V25H122ZM122 26H121V28H122ZM147 26H148V25H147ZM156 26H157V24H156ZM159 26H160V25H159ZM159 26H158V28H161V27H159ZM177 26H178V25H177ZM186 26H188V25H186ZM221 26H222V25H221ZM221 26H219V27L221 28ZM238 26H239V25H238ZM238 26H235V27H238ZM249 26H248V28H249ZM154 27H155V26H154ZM182 27H185V26L183 25ZM188 27H190V26H188ZM193 27H195V26H193ZM235 27H234V30L237 29V28L235 29ZM239 27L241 28L242 26H239ZM239 27H238V28H239ZM244 27L247 28L246 25H245ZM164 28H167V26L164 27ZM164 28H163V29H164ZM178 28H179V27H178ZM222 28H224V27H222ZM246 28H245V29H246ZM248 28H247V30H248ZM94 29H95V28H94ZM156 29H157V28H156ZM161 29H162V28H161ZM173 29H174V28H173ZM182 29H183V28H182ZM225 29H226V26H225ZM225 29H223V30H225ZM227 29H228V28H227ZM230 29H232V28H230ZM90 30H91V29H90ZM97 30H98V28H97ZM100 30H101V29H100ZM159 30H160V29H159ZM165 30H166V29H165ZM179 30H181V28H180ZM179 30H178V32H179ZM191 30H192V29H191ZM193 30H194V29H193ZM242 30H243V28H242ZM111 31H112V30H111ZM157 31H158V30H157ZM163 31H164V30H163ZM169 31H170V30H169ZM171 31H172V30H171ZM176 31H177V29H176ZM226 31H227V30H226ZM230 31H231V30H230ZM230 31H229V32H230ZM239 31H240V33H242V32H241V29H240ZM243 31H244V30H243ZM92 32H93V31H92ZM141 32H142V31H141ZM159 32H162V31H159ZM187 32H188L187 29L184 28V30L181 31V33H182L183 35H180V37H181V36H185V34H186ZM231 32H232V31H231ZM235 32H236V31H235ZM89 33H90V32H89ZM143 33H144V32H143ZM201 33H202V32H201ZM224 33H225V32H224ZM243 33H246V32L244 31ZM141 34H142V33H141ZM190 34H191V31H190ZM193 34H194V33H193ZM230 34H231V33H230ZM233 34H234V33H233ZM237 34H238V33H237ZM113 35H114V34H113ZM118 35H119V34H118ZM222 35H223V34H222ZM240 35H241V34H238V36H240ZM247 35H248V34H247ZM99 36H100V35H99ZM109 36H110V35H109ZM115 36H116V35H115ZM161 36H162V35H161ZM188 36L190 37V35H188ZM223 36H224V35H223ZM231 36H232V34H231ZM238 36H236V37H238ZM242 36H243V34H242ZM245 36H246V35H245ZM116 37H117V36H116ZM143 37H144V36H143ZM185 37H186V36H185ZM185 37H184V38H185ZM192 37H193V36H191V39H192ZM194 37H196V36H194ZM194 37H193V38H194ZM247 37H248V36H247ZM69 38H70V37H68V39H69ZM106 38H107V37H106ZM114 38H115V37H114ZM181 38H182V37H181ZM225 38H226V37H225ZM243 38H244V36H243ZM68 39H67V40H68ZM109 39H110V38H109ZM115 39H116V38H115ZM170 39H171V38H170ZM172 39H173V38H172ZM188 39H189V38H188ZM236 39H237V38H236ZM236 39H235V40H236ZM244 39L246 40V38H244ZM102 40H103V39H102ZM194 40H195V39H194ZM231 40H232V39H231ZM238 40H242V38H241V39L239 38ZM85 41H86V42H85ZM117 41H118V40H117ZM170 41H172V40H170ZM176 41H177V40H176ZM181 41H182V40H181ZM188 41H189V40H188ZM233 41H234V40H233ZM246 41H247V40H246ZM246 41L244 42L245 44H247ZM65 42H67V41H65ZM65 42H63V43H65ZM184 42H185V40H184ZM193 42H194V41H193ZM241 42H242V41H241ZM241 42L239 41V43H241ZM111 43H112V42H111ZM229 43H231V42H229ZM232 43H234V42H232ZM252 43H253V42H252ZM61 44H62V42H61ZM87 44H88V42H87ZM107 44H108V43H107ZM188 44H189V43H187L186 45H188ZM206 44H208V42H207ZM236 44H237V42H236ZM248 44H249V43H248ZM111 45H112V44H111ZM114 45H115V44H114ZM118 45H119V44H118ZM134 45H135V44H134ZM151 45H152V44H151ZM151 45H150V47H151ZM164 45H165V44H164ZM198 45H199V44H198ZM201 45H202V44H201ZM201 45H200V46H201ZM240 45H244V44H240ZM251 45H252V44H251ZM253 45H254V43H253ZM255 45H256V44H255ZM255 45H254V47H255ZM259 45L261 46V44H259ZM48 46H49V45H48ZM59 46H60V45H59ZM61 46H62V45H61ZM131 46H132V45H131ZM202 46H203V45H202ZM204 46H205V45H204ZM204 46H203V47H204ZM207 46H208V45H207ZM225 46H227V45L225 44L224 47H225ZM230 46H231V44H230ZM230 46L228 45V47H230ZM247 46H248V45H247ZM256 46H258V45H256ZM107 47H108V46H107ZM107 47H106V48H107ZM121 47H122V46H121ZM124 47H126V46H124ZM132 47H133V46H132ZM135 47H137V46H134V47H133V50H134ZM203 47H202V48H203ZM205 47H206V46H205ZM205 47H204V49H205ZM235 47H238V52L240 53V51H239V45H238V46L236 45ZM235 47H234V48H235ZM244 47H246V46L244 45ZM244 47H242V48H244ZM248 47H249V46H248ZM248 47H247V48H248ZM258 47H259V46H258ZM156 48H157V47H156ZM194 48H195V46H194ZM198 48H199V47H198ZM200 48H201V47H200ZM208 48H209V47H208ZM208 48H207V49H208ZM231 48H232V46H231ZM231 48H225L226 50L223 48V50H225L226 52H228V51H231ZM250 48H252V47L250 46ZM260 48H261V47H260ZM100 49H101V48H100ZM113 49H114V48H113ZM119 49H120V47H119ZM129 49H130V48H129ZM136 49H138V48H136ZM136 49H135V50H136ZM141 49H142V48H141ZM204 49H203V50H204ZM232 49H233V48H232ZM240 49H241V46H240ZM255 49H256V48H255ZM258 49H259V48H258ZM67 50H66V52H67ZM76 50H77V51H76ZM114 50H115V49H114ZM114 50H113V51H114ZM116 50H117V49H116ZM116 50H115V51H116ZM120 50H122V49H120ZM133 50H132V52H133ZM172 50H173V49H172ZM191 50H192V48H191ZM203 50H202V51H203ZM205 50H206V49H205ZM235 50H237V49H235ZM235 50H234V51H235ZM245 50L248 51L249 48H248V49H245ZM250 50H251V49H250ZM252 50H253V48H252ZM261 50H263V49L261 48ZM62 51H65L64 48L62 49ZM92 51H93V50H92ZM117 51H118V50H117ZM126 51H127V50H126ZM136 51L138 52V50H136ZM188 51H189V50H188ZM192 51H193V50H192ZM196 51H197V50H196ZM199 51H200V50H199ZM199 51H198V52H199ZM225 51H224V52H225ZM234 51H231V53L234 52ZM243 51H244V50H243ZM247 51H246V53H247ZM71 52L73 53V51L70 50V53H71ZM110 52H111V51H110ZM124 52H125V50H124ZM128 52H129V51H127V53H128ZM137 52H135V54H136ZM203 52H204V51H203ZM203 52H202V53H203ZM206 52H207V51H205L204 53H206ZM121 53H122V52H121ZM130 53H131V51H130ZM172 53H173V52H172ZM199 53H200V52H199ZM199 53H198V54H199ZM202 53H201V54H202ZM204 53H203V54H204ZM208 53H209V52H208ZM231 53H229V54H231ZM234 53H236V52H234ZM234 53H232V55H233ZM241 53H243V55H244L245 51L242 52V49H241ZM246 53H245V54H246ZM249 53H251V52H249ZM249 53H248V54H249ZM68 54H69V53H68ZM76 54H75L74 56H75V57H78V56H76ZM118 54H119V52H118ZM118 54H117L116 52H111L110 54H108L109 56L107 55V56H108L107 59L110 58V59H108V62H109V60H110V63H111V65H112V66H111V69H112V67H114V69H115V67H119L118 64H120V63H117V64H116V62H117V60H118L117 57H118V56L120 57V55H118ZM123 54H125V53H123ZM128 54H129V53H128ZM135 54L132 55V56L135 57V56H136ZM201 54H200V55H201ZM203 54H202V55H203ZM220 54H221V52H220ZM227 54H228V53H227ZM237 54H238V53H237ZM248 54H247V55H248ZM121 55H122V54H121ZM138 55H139V54H138ZM138 55H137V56H138ZM183 55H184V54H183ZM202 55H201V59L203 58ZM209 55H211V53H210ZM223 55H224V53H223ZM223 55H222V56H223ZM225 55H226V53H225ZM225 55H224V56H225ZM232 55H230V56H232ZM234 55H235V54H234ZM243 55L241 54L242 58H243ZM69 56H70V54H69ZM74 56H73V57H74ZM83 56H81V58H82ZM96 56H97V55H96ZM123 56H125V55H123ZM126 56H127V55H126ZM137 56H136V57H137ZM198 56H199V55H198ZM203 56H205V55H203ZM239 56H240V55H238V57H239ZM241 56H240V57H241ZM245 56H246V55H245ZM98 57H100V56H98ZM121 57H122V56H121ZM128 57H130V56H127L126 58H128ZM134 57H133L132 59H134ZM136 57H135V58H136ZM199 57H200V56H199ZM212 57H214V56H212ZM233 57H234V56H233ZM236 57H237V56H236ZM240 57H239V59H240ZM246 57H247V56H246ZM248 57H249V56H248ZM84 58H83V59H84ZM123 58H124V59H123V61H124V60H125V57H123ZM137 58H138V57H137ZM188 58H189V57H188ZM206 58H207V57H206ZM208 58H209V57H208ZM208 58H207V59H208ZM222 58H223V57H222ZM224 58H225V57H224ZM227 58H228V55H227ZM75 59H76V58H75ZM75 59H74V60H75ZM96 59H97V58H96ZM96 59H95V61H96ZM107 59H106V62H107ZM116 59H117V60H116ZM190 59H192V58H190ZM231 59H232V57H231ZM237 59H238V58H237ZM243 59H244V58H243ZM245 59H246V58H245ZM71 60H72V58L70 59V61H71ZM120 60H121V59H119L118 61H120ZM128 60H129V58H128ZM163 60H164V59H163ZM178 60H179V59H178ZM199 60H200V59H199ZM211 60H212V59H211ZM213 60H214V59H213ZM252 60H253V59H252ZM70 61H69V62L66 61V64H67V62H68V64H69ZM100 61H101V60H100ZM126 61H127V60H126ZM132 61H133V60H131V62H132ZM158 61H159V60H158ZM181 61H182V60H181ZM202 61H204V60H202ZM202 61H201V62H202ZM207 61H208V60H207ZM229 61H230V60H229ZM240 61H241V62H244V61H242V59H240ZM246 61H247V60H246ZM246 61H245V62H246ZM74 62H76V61H74ZM83 62H84V60H83ZM98 62H99V59H98L97 63H98ZM127 62H129V61H127ZM127 62L124 61V62H122V63L124 64V63H127ZM134 62H135V61H134ZM196 62H198V61L196 60ZM201 62H200V63H201ZM209 62H211V61L209 60ZM224 62H225V60H224ZM245 62H244V63H245ZM249 62H250V61H249ZM251 62H252V61H251ZM71 63H72V62H71ZM71 63H70V65H72ZM88 63H87V65H88ZM176 63H177V62H176ZM178 63H179V62H178ZM200 63H199V64H200ZM244 63H243V64H244ZM75 64H76V63H75ZM75 64H73V66H74ZM131 64L133 65V63H131ZM135 64H136V63H135ZM149 64H150V63H149ZM153 64H154V63H153ZM173 64H174V63H173ZM189 64H190V63H189ZM194 64H195V63H194ZM201 64H202V63H201ZM203 64H204V62H203ZM203 64H202V65H203ZM237 64H238V63H237ZM241 64H242V63H241ZM64 65H65V63H64ZM85 65H86V64H85ZM94 65H95V64H94ZM109 65H110V64H109ZM109 65H108V68L110 67ZM136 65H137V64H136ZM177 65H178V64H177ZM181 65H183V64H181ZM184 65H186V64H184ZM184 65H183V66H184ZM246 65H247V64H246ZM73 66H71V67L73 68ZM92 66H93V64H92ZM92 66H91V67H92ZM97 66H98V65H97ZM97 66H96V67H97ZM125 66H126V65H125ZM127 66H129L128 63H127ZM151 66H152V65H151ZM187 66H188V68H189V65H188V64H187ZM187 66H186V67H187ZM191 66H192V65H191ZM194 66H195V69H198V68H196V65H194ZM204 66H205V65H204ZM248 66H249V63H248V65H247V67H248ZM251 66H252V65H251ZM75 67H76V65H75ZM88 67H89V66H88ZM93 67H94V66H93ZM135 67H136V66H135ZM166 67H169V66H166ZM175 67H176V66H175ZM175 67H174V68H175ZM181 67H182V66H181ZM186 67H185V68H186ZM65 68L67 69L66 65L63 66V70H64ZM68 68H70V67H68ZM82 68H83V67H82ZM89 68H90V67H89ZM94 68H95V67H94ZM120 68H121V67H120ZM120 68H118V69H120ZM133 68H134V67H133ZM161 68H162V67H161ZM171 68H172V67H170V70H171ZM176 68H177V67H176ZM178 68H179V67H178ZM178 68H177V71L180 69V68H179V69H178ZM199 68H200V69L202 68L201 65H199ZM70 69H71V68H70ZM181 69H182V68H181ZM202 69H204V67H203ZM228 69H229V68H228ZM232 69H233V68H232ZM232 69H231V70H232ZM68 70H69V69H68ZM73 70H74V69H73ZM73 70H70V71H73ZM86 70H87V69H86ZM89 70H90V69H89ZM89 70H88V71H89ZM93 70L96 71V69H93ZM93 70H92V72H93ZM173 70H174V69H173ZM182 70H183V69H182ZM189 70H191L190 72H192V68H191V69L189 68ZM215 70H216V69H215ZM218 70H221V69H218ZM218 70H217L216 72H219ZM234 70H236V69H234ZM237 70H238V69H237ZM65 71H66V70H65ZM70 71H69V72H70ZM74 71H75V70H74ZM95 71H94V72H95ZM103 71H104V70H103ZM114 71H115V70H114ZM120 71H121V70H120ZM184 71H185V70H184ZM193 71H194V69H193ZM195 71H196V70H195ZM195 71H194V72H195ZM203 71H205V69H204ZM203 71H202V72H203ZM206 71H207V70H206ZM206 71H205V73H206ZM238 71H239V70H238ZM112 72H113V70H112ZM117 72H118V70H117ZM157 72H158V71H157ZM157 72H156V73H157ZM161 72H162V71H161ZM168 72H169V71H168ZM168 72H167V73H168ZM178 72H179V71H178ZM186 72H187V71H186ZM196 72H197V71H196ZM200 72H201V71H199V77H200V75H201ZM208 72H209V71H208ZM226 72H227V74H228V70H227ZM233 72H234V71H233ZM67 73H68V72H67ZM86 73H87V71H86ZM88 73H89V72H88ZM106 73H107V72H106ZM110 73H111V71H110ZM118 73H119V72H118ZM150 73H151V72H150ZM158 73H159V72H158ZM164 73H165V75H166V72H165V71H164ZM169 73H171V71H170ZM172 73H174V72L172 71ZM172 73H171V76H172ZM176 73H177V72H176ZM192 73H193V72H192ZM205 73H204V74H205ZM213 73H214V70L211 71L210 74L212 75ZM222 73H223V72H221V76H223ZM229 73H230V72H229ZM231 73H232V72H231ZM235 73H236V71H235ZM235 73H234V74H235ZM237 73H238V72H237ZM68 74H69V73H68ZM70 74H71V73H70ZM72 74H73V72H72ZM91 74H92V73H91ZM91 74H89V75L91 76ZM113 74H115V73H113ZM116 74H117V73H116ZM162 74H163V73H162ZM162 74H161V75H162ZM182 74L185 75L184 72H183ZM187 74H189V72H188ZM202 74H203V73H202ZM215 74H216V73H215ZM219 74H220V72H219ZM234 74H233V75H234ZM64 75H66L65 72H64ZM64 75H63V76H64ZM73 75H75V73H74ZM87 75H88V74H87ZM93 75H94V74H93ZM109 75H110V74H109ZM123 75H124V74H123ZM140 75H141V74H140ZM145 75H147V74H145ZM154 75H155V74H153V76H154ZM169 75H170V74H169ZM174 75H176V74H174ZM174 75H173V76H174ZM178 75H180V74H178ZM178 75H177V78H178ZM184 75H183V77H185ZM190 75H195V76H196V73H195V74H191V73H190ZM190 75H189V76H190ZM213 75H214V74H213ZM233 75H231V77H232ZM239 75H241V72H240ZM68 76H69V75H68ZM70 76H71V75H70ZM85 76H86V75H85ZM141 76H142V75H141ZM141 76H140V77H141ZM150 76H151V74H150ZM153 76H152V78H153ZM162 76H163V75H162ZM166 76H167V75H166ZM181 76H182V75H181ZM189 76H188V77H189ZM201 76H202V75H201ZM203 76H204V75H203ZM221 76L219 75V77H221ZM224 76H226V75H224ZM237 76H238V75H237ZM64 77H65V76H64ZM64 77H63V79H64ZM66 77H67V76H66ZM71 77H72V76H71ZM86 77H88V76H86ZM94 77H96V73H95ZM148 77H149V75H148ZM154 77H155V76H154ZM158 77H159V76H157V79H158ZM167 77H168V76H167ZM186 77H187V75H186ZM186 77H185V78H186ZM188 77H187V80H188ZM197 77H198V74H197ZM234 77H235V76H234ZM73 78H75V77H73ZM90 78H91V77H90ZM92 78H93V77H92ZM92 78H91V79H92ZM142 78H143V76H142ZM142 78H141L142 84L139 83V82L137 83V84H141V86L138 85V87H140V88H139V91L142 90L141 88L144 87L143 84H146V83H143V82L147 79V77L145 76L146 79H145L144 81L142 80ZM150 78H151V77H150ZM155 78H156V77H155ZM155 78H153V79H155ZM185 78H184V79H185ZM191 78H192V77H191ZM207 78H208V76H207ZM209 78H210V76H209ZM211 78H212V76H211ZM215 78H217V77H215ZM222 78H224V77H222ZM232 78H233V77H232ZM238 78H241V77H238ZM66 79H67V78H66ZM69 79H70V77H69ZM69 79H67V81H68ZM131 79H132V78H130V80H131ZM133 79H135V78H133ZM137 79H139V77H138ZM137 79H136V80H137ZM161 79H162V77H161ZM165 79H167V78L165 77ZM165 79H164V77H163L162 80H165ZM172 79H173V78H172ZM184 79H182V80H184ZM189 79H190V78H189ZM197 79H199V78H197ZM219 79H220V78H219ZM226 79H229V80H230L229 77H227ZM236 79H237V78H236ZM97 80H98V78H97ZM155 80H156V79H155ZM169 80H170V78H169ZM169 80H168V82L172 83V82H171L172 80H170V81H169ZM176 80H177V79H176ZM180 80H181V79H180ZM180 80L178 79V81H180ZM182 80H181V81H182ZM187 80H186V82H187ZM191 80H193V79H191ZM191 80H189V81H191ZM203 80H204V79H203ZM214 80H215V79H214ZM214 80H213V81H214ZM229 80H228V81L225 80V81H227V82L229 83ZM234 80H235V79H233V82H237V81H234ZM239 80H240V79H239ZM94 81H96V79H95ZM134 81H135V80H134ZM156 81H157V80H156ZM165 81H167V80H165ZM173 81H175V80L173 79ZM194 81H197V80H194ZM205 81H207V80L205 79ZM209 81H212V80H209ZM221 81H222V80H221ZM225 81H224V82H225ZM63 82H64V81H63ZM96 82L98 83V81H96ZM99 82H100V81H99ZM148 82H149V81H147V83H148ZM150 82H152V80H151ZM158 82H160V81H158ZM182 82H183V81H182ZM201 82H202V81H201ZM222 82H223V81H222ZM222 82H221V83H222ZM230 82H232V81H230ZM239 82H241V81H239ZM64 83H65V84H69L70 82H67V83L64 82ZM92 83H93V82H92ZM131 83H132V82H131ZM131 83H130V86H135L134 84H135L136 82H135V83L133 82V83H134L133 85H131ZM152 83H154V82H152ZM175 83H176V82H175ZM183 83H185V81H184ZM183 83H182V85H183ZM187 83H188V82H187ZM194 83H195V82H194ZM194 83L191 82L190 85H193ZM202 83H204V81H203ZM205 83H206V82H205ZM211 83H212V82H211ZM211 83H210V86H211L212 84H215L214 82H213L212 84H211ZM217 83H220V80H219V82H217ZM228 83H226V84H228ZM237 83H238V82H237ZM237 83H236V84H237ZM70 84H71V83H70ZM70 84L68 85V87H69L68 90L71 89V87H70L71 85H70ZM93 84L96 85L95 83H93ZM99 84H101V83H98V85H97L98 87H99ZM137 84H136V86H137ZM176 84H177V83H176ZM178 84H179V85H177V86H180V85H181L179 82H178ZM195 84H197V83H195ZM232 84H233V83H232ZM151 85H152V84H151ZM151 85H150V83H149V86H150V87H151ZM172 85H174V83H172L171 86H172ZM182 85H181V87H182ZM185 85H187V84H185ZM185 85H184V88H186L187 86H190L189 83H188V85H187L186 87H185ZM198 85H199V84H197V86H198ZM202 85H205V84H202ZM206 85H208V84H206ZM216 85H218V84H216ZM216 85H215V86L212 85V88H213V86H214V87H217ZM223 85H224V87L222 86V89H223V88H226V87H225L226 85H225V84H223ZM229 85L231 86L230 83H229ZM234 85H235V84H233V86H234ZM240 85H241V84H240ZM100 86H101V85H100ZM102 86H103V85H102ZM102 86H101V87H102ZM149 86H148V87H149ZM195 86H196V85H195ZM195 86L193 87V89H195ZM199 86H200V85H199ZM220 86H221V85H220ZM220 86L218 85L217 88H219ZM236 86H237V85H236ZM236 86H235V87H236ZM101 87H100V88H101ZM150 87H149V88H150ZM173 87H174V86H173ZM175 87H176V86H175ZM175 87H174V88H175ZM181 87H180V88H181ZM228 87H229V86H228ZM240 87H241V86H240ZM0 88H1V86H0ZM66 88H67V87H66ZM93 88H95V86H93ZM133 88H135V87H133ZM136 88H137V87H136ZM136 88H135L134 90H136V91L138 92V90H137L138 88H137V89H136ZM144 88H145V87H144ZM176 88H178V87H176ZM182 88H183V87H182ZM188 88H190V87H188ZM199 88H200V87H199ZM95 89H96V88H95ZM105 89H106V88H105ZM105 89L103 88V90H105ZM146 89H147V88H146ZM146 89H145V90H146ZM214 89H216V88H214ZM229 89H230V91H231V89H233V87H230ZM241 89H242V88H241ZM72 90H73V89H71L69 92H71ZM97 90H98V92H99L100 94H102V95L105 94V91L103 92L101 89H100V90H99V89H96V91H97ZM149 90H150V89H149ZM179 90H180V89H178V91H179ZM182 90H183V89H182ZM196 90H197V89H196ZM198 90H199V89H198ZM219 90H220V89H219ZM226 90H227V88H226ZM226 90L224 89L223 91H226ZM235 90H236V89H235ZM235 90H234V92H235ZM238 90H239V89H238ZM73 91H74V90H73ZM89 91H90V90H89ZM91 91L93 92V90H91ZM91 91H90V94H92ZM106 91H107V90H106ZM142 91H143V90H142ZM142 91H140V92L142 93ZM186 91H187V89H186ZM186 91H185V92H186ZM188 91H189V90H188ZM190 91H191V90H190ZM193 91H194V90H193ZM193 91H192V93H193ZM223 91H222V92H223ZM230 91H229V94H232L233 92L230 93ZM239 91H240V90H239ZM239 91H237V92H239ZM0 92H1V90H0ZM133 92H134V94H136L135 91H133ZM143 92H144V91H143ZM147 92H148V91H147ZM152 92H153V91H152ZM180 92H181V91H180ZM182 92L184 93V91H182ZM219 92H220V91H219ZM219 92H218V93H219ZM237 92H236V93H237ZM242 92H243V91H242ZM88 93H89V92H88ZM94 93H95V92H94ZM94 93H93L92 95H94ZM96 93H97V92H96ZM96 93H95V94H96ZM106 93H107V92H106ZM141 93H140V94H141ZM148 93H151V92L149 91ZM175 93H176V92H175ZM187 93H189V92H187ZM187 93H186V94H187ZM223 93H224V92H223ZM252 93H253V92H252ZM137 94H138V93H137ZM140 94H139V95H140ZM145 94H146V92L144 93V96L151 95V94H147V95H145ZM190 94H191V93H190ZM221 94H222V93H221ZM257 94H258V93H257ZM0 95H1V93H0ZM74 95H75V97L77 96V95H76V91H75V94H74ZM92 95H91V96H92ZM102 95H99V96L101 97ZM106 95H107V94H106ZM142 95H143V94H142ZM184 95H185V94H184ZM224 95H226V94H224ZM224 95H223V96H224ZM234 95H235V93H234ZM103 96H104V95H103ZM107 96H108V95H107ZM152 96H154V95L152 94ZM189 96H190V95H189ZM229 96H232V95H229ZM248 96H249V95H248ZM250 96H251V95H250ZM263 96H264V95H263ZM46 97H47V96H46ZM109 97H110V95H109ZM138 97H140V96H138ZM147 97H148V96H147ZM147 97H145V98H147ZM155 97H156V95H155ZM184 97H186V96H184ZM187 97H188V96H187ZM226 97H228V95H226ZM226 97H224V98H226ZM237 97H238V96H237ZM73 98H74V97H73ZM105 98H106V101L108 100V101L110 102V100L107 99V97H105ZM150 98H151V97H150ZM150 98L148 99V101L150 100ZM153 98H154V97H153ZM158 98H159V97H158ZM158 98H157V99H158ZM188 98H189V97H188ZM222 98H223V97H222ZM229 98H230V97H229ZM232 98H233V97H232ZM101 99H103V98H101ZM139 99H140V98H139ZM143 99H144V98H143ZM143 99H142V97H141L140 100H143ZM226 99H227V98H226ZM226 99H225V100H226ZM233 99H234V98H233ZM253 99H254V98H253ZM4 100H5V99H4ZM103 100H105V99H103ZM103 100H102V101H103ZM144 100H145V99H144ZM155 100H156V99H155ZM161 100H162V98H161ZM225 100H224V101H225ZM114 101H115V100H114ZM146 101H147V100H146ZM148 101H147V102H148ZM153 101H154V100H153ZM157 101H158V100H157ZM111 102H112V100H111ZM150 102H152V101H150ZM158 102H159V101H158ZM160 102H163V101H160ZM220 102H221V101H220ZM226 102H227V104H228V99H227V101H225V103H226ZM229 102H231V101H229ZM107 103H108V102H107ZM107 103H106V104H107ZM144 103H145V101H144ZM144 103H143V105H144ZM222 103H223V101H222ZM110 104H111V103H110ZM139 104H141V103H139ZM139 104H138V105H139ZM148 104H149V103H148ZM223 104H224V103H223ZM223 104H220V105L224 106ZM227 104H226V105H227ZM108 105H109V103H108ZM108 105H107V106H108ZM145 105H146V107L148 106L147 104H145ZM145 105H144V106H145ZM150 105H151V104H150ZM150 105H149V106H150ZM152 105H153V104H152ZM218 105H219V104H218ZM228 105H229V104H228ZM111 106H112V105H111ZM144 106H143V108H144ZM196 106H197V105H196ZM112 107H114V105H113ZM137 107H138V106H137ZM217 107H218V106H217ZM228 107H230V106H227V109H228ZM108 108H109V106H108ZM140 108H142V106H141ZM219 108H221V106H220ZM222 108L224 109V107H222ZM225 108H226V106H225ZM240 108H241V107H240ZM110 109H111V107H110ZM215 109H216V108H215ZM215 109H214V110H215ZM217 109H218V108H217ZM217 109H216V110H217ZM227 109H226V110H227ZM230 109H231V108H229V110H230ZM141 110H142V109H141ZM143 110H147V108H146V109H143ZM214 110H213L212 112H214ZM111 111H112V110H111ZM111 111H109V112L111 113ZM139 111H140V109H139ZM140 112H142V111H140ZM140 112H139V113H140ZM143 112H145V111H143ZM148 112H149V111H148ZM148 112L146 111V114H148ZM215 112H217V111H215ZM226 112H228V111H225V112L222 111V113H226ZM149 113H150V112H149ZM198 113H199V112H196V114H198ZM39 114H40V113H39ZM47 114H48V113H47ZM196 114H195V115H196ZM212 114H213V113H212ZM218 114H219V113H217V114H215V115L218 116ZM150 115H151V114H148V115H147V116H148V119H149L151 116H154V115H151V116H150ZM207 115H208V114H207ZM209 115H210V114H209ZM219 115H220V114H219ZM247 115H248V114H247ZM138 116H139V115H138ZM143 116H144V115H143ZM158 116H159V115H158ZM196 116H197V115H196ZM199 116H200V114L198 115V117H199ZM201 116H202V115H201ZM210 116H211V115H210ZM220 116H221V115H220ZM191 117H193V116H191ZM213 117H214V116H213ZM138 118H139V117H138ZM138 118H137V119H138ZM140 118H142V116H141ZM140 118H139V119H140ZM146 118H147V117L145 116L144 119H146ZM193 118H194V117H193ZM195 118H196V117H195ZM201 118H203L204 120L207 119L206 116L201 117ZM214 118H215V117H214ZM219 118H220V122L223 123V121L221 120V119H222L221 117H218V118H217V121H219V120H218ZM69 119H70V118H69ZM142 119H143V118H142ZM150 119H151V118H150ZM153 119H155V118L153 117ZM153 119H152V120H153ZM156 119H158V118H156ZM186 119H187V118H186ZM186 119H185V120H186ZM199 119H200V118H199ZM208 119L211 120L209 117H208ZM212 119H213V118H212ZM215 119H216V118H215ZM215 119H214V120H215ZM231 119H232V118H231ZM188 120H190V119H188ZM193 120H194V119H193ZM197 120H198V119H197ZM197 120H195V121H197ZM200 120H201V119H200ZM200 120H199V121H200ZM141 121H142V120H141ZM143 121H144V120H143ZM143 121H142V122H143ZM145 121H146V120H145ZM190 121H191V120H190ZM195 121H191V122L193 123V122H195ZM202 121H203V120H202ZM207 121H208V120H207ZM207 121H205L204 123H206ZM261 121H262V120H261ZM137 122L139 123V120H138ZM150 122H151V121H150ZM158 122H159V121H158ZM185 122L187 123L188 121L186 120ZM185 122H184V124H186ZM212 122H214V121H212ZM138 123H137V126L140 125V124L138 125ZM153 123H156V125H157V122H153ZM182 123H183V121H182ZM189 123H190V122H189ZM189 123H188V124H189ZM192 123H191V124H192ZM195 123H196V122H195ZM199 123L202 124L201 121H200ZM199 123H198V124H199ZM208 123H209V122H208ZM208 123H206V124H208ZM215 123H216V122H215ZM218 123H219V122H217L216 124H218ZM221 123H220V124H221ZM225 123H226V122H225ZM148 124H149V123H148ZM180 124H181V123H180ZM191 124H190V125H191ZM210 124H211V123H210ZM220 124H219V125H220ZM245 124H246V123H245ZM141 125H143V124L141 123ZM141 125H140V126H141ZM154 125H155V124H154ZM154 125H153V126H154ZM158 125H160V124H158ZM190 125H189V126L187 125V126H188V127H191ZM196 125H197V124H195V127H196ZM247 125H248V124H247ZM137 126H136V127H137ZM148 126H149V125H148ZM148 126H146V127L148 128ZM151 126H152V125H151ZM151 126H150V127H151ZM178 126H179V125H178ZM178 126H177V127H178ZM199 126H200V125H199ZM204 126H205V125L203 124V126H202L203 128H206V127H207V125H206V127H204ZM211 126H213V125H211ZM211 126H209V127H211ZM215 126H216V125H215ZM220 126H222V125H220ZM227 126H228V125H227ZM144 127H145V126H144ZM144 127L141 128V129H144ZM146 127H145V128H146ZM182 127H183V125H182ZM223 127H224V126H223ZM230 127H231V126H230ZM246 127H247V126H246ZM250 127H251V126H250ZM183 128H185V127H183ZM186 128H187V127H186ZM196 128H197V127H196ZM196 128H195V129H196ZM214 128H215V127H214ZM216 128H218V126H217ZM216 128H215V129H216ZM225 128H226V125H225ZM227 128H229V126H228ZM178 129H180V128H178ZM188 129H191V128H188ZM188 129H187V131H188ZM192 129L194 130V128H192ZM199 129H200V127H199ZM222 129H224V128H222ZM258 129H259V128H258ZM260 129H261V128H260ZM138 130H139V129H138ZM183 130H185V129H182V130H181V133L179 132L180 134H179V136L177 135L178 137L176 136V138H175V135H173L174 137L172 136V137L174 138V139H173V142H174L175 139H176V142H175L174 144H175V145L178 144V145L176 146V148L173 149V151H174V153L177 155V157H176V159L174 158L175 160H173V158H172V160L169 161V165H170V162H172L171 164L174 166V163H173V161H174V162H175V166H176V165L179 166V167L181 166L180 168H183V165H184V163H186V161L184 162V160H182L181 158H179V157H180L179 154H180L182 148L184 149V148H185L184 146L189 142V141H188V138L191 139V137H192V136H191L192 134L190 135L188 132H187V134H188L190 137H189V136L184 137V135L182 134V131H183ZM201 130H203V129L201 128ZM201 130H200V132H201ZM206 130H207V128H206ZM211 130L213 131L214 129L212 128ZM216 130H217V129H216ZM216 130H215L214 132H216ZM218 130H220V129L218 128ZM224 130H225V129H224ZM39 131H40V130H39ZM175 131H176V130H175ZM178 131H179V130H178ZM220 131H221V130H220ZM220 131H218V132H220ZM222 131H223V130H222ZM107 132H108V131H107ZM176 132H177V131H176ZM184 132H185V131H184ZM184 132H183V133H184ZM189 132L191 133L192 131L190 130ZM198 132H199V131H198ZM198 132H197V133H198ZM205 132H208V130L205 131ZM205 132H204L203 134H201V135H205ZM239 132H241V133L243 134L242 131H239ZM109 133H110V131H109ZM194 133H196V130H195ZM194 133H193V135H194ZM208 133H210V136L213 134V132H212V134H211V132H208ZM216 133H217V132H216ZM221 133H222V132H221ZM237 133H238V132H237ZM175 134H176V133H175ZM103 135H104V133H103ZM201 135H200L199 137H201ZM237 135H238V134H237ZM252 135H253V134H252ZM252 135H251V136H252ZM263 135H264V134H263ZM107 136H108V134H107ZM195 136H197V135H195ZM205 136L208 137L207 140L205 139V142H206V141H207V143L210 142V141H208V140L211 139V137L207 136V133H206ZM253 136H254V135H253ZM105 137H106V136H105ZM105 137H104V138H105ZM109 137H110V134H109ZM193 137H194V136H193ZM202 137H203V136H202ZM206 137H205V138H206ZM235 137H236V136H235ZM195 138H196V137H195ZM213 138H215V137L213 136ZM213 138H212V139H213ZM216 138H218V137H216ZM238 138H240V137H238ZM241 138H244V137H241ZM241 138H240V139H241ZM170 139H171V142H172V138H171V137H170ZM190 139H189V140H190ZM197 139H200V138L197 137ZM203 139H204V138H203ZM212 139H211V140H212ZM103 140H104V139H103ZM105 140H106V139H105ZM191 140H192V139H191ZM194 140H195V139H194ZM194 140H193V142H194ZM215 140H216V139H214V141H215ZM219 140H220V139H219ZM224 140H225V139H224ZM224 140H221V141L219 142V145H221L220 143H221L222 141H223L222 143H224ZM226 140H227V139H226ZM231 140H232V138H231ZM231 140H230V141H231ZM234 140H235V138H234ZM254 140H255V139H254ZM196 141H202V138H201L200 140H196ZM196 141H195V143L197 144ZM216 141H218V139H217ZM230 141H229V142H230ZM241 141H242V140H241ZM241 141H239V142H241ZM108 142H109V141H108ZM212 142H213V141H212ZM231 142H233V140H232ZM237 142H238V141H237ZM33 143H34V142H33ZM106 143H107V142H106ZM198 143H199V142H198ZM201 143H202V142H201ZM207 143H205V147L207 146ZM216 143H217V142H216ZM172 144H173V143H172ZM172 144H171V145H172ZM188 144H189V143H188ZM188 144H187V145H188ZM199 144H200V143H199ZM208 144H209V143H208ZM212 144H213V143H212ZM214 144H215V143H214ZM242 144H243V142H242ZM168 145H169V144H168ZM175 145H174V146H175ZM192 145H193L192 147H194V144H192ZM210 145H211V144H210ZM210 145H209V146H210ZM216 145H217V144H216ZM216 145H214V146L216 147ZM219 145H218V146H219ZM225 145H226V144H225ZM225 145H222L223 148H224ZM228 145H230V144H228ZM228 145H227V146H228ZM232 145H234V144H232ZM232 145H231V146H232ZM179 146H180V149H179ZM181 146H183V147L181 148ZM189 146H190V145H189ZM189 146H188V147H189ZM198 146H199V145H198ZM200 146H203V144H200ZM200 146H199V147H200ZM212 146H213V145H212ZM227 146H226V148H224V150L227 149ZM231 146H230V147H231ZM234 146H235V145H234ZM234 146H233V147H234ZM69 147H70V146H69ZM160 147H161V146H160ZM160 147H159V148H160ZM170 147H171V146H170ZM195 147H196V146H195ZM205 147H204V148H205ZM207 147H208V146H207ZM215 147H214V148H215ZM233 147H231V148H233ZM242 147H243V146H242ZM168 148H169V146H168L166 149L168 150ZM172 148H173V147H172ZM172 148H171V149H172ZM186 148H187V147H186ZM201 148H203V147H201ZM201 148H200V149H201ZM208 148H209V147H208ZM210 148H212V147L210 146ZM210 148H209V149H210ZM219 148H222V147H219ZM231 148H230V150H232ZM236 148H237V147H236ZM259 148H260V147H259ZM68 149H69V148H68ZM68 149H67V150H68ZM70 149H71V148H70ZM70 149H69L68 151H71ZM73 149H74V148H73ZM107 149H108V148H107ZM109 149H111V148H109ZM162 149H163V148H162ZM193 149L197 150V149H199V148H197V149H196V148H193ZM217 149H218V148H217ZM228 149H229V148H228ZM234 149H235V147L233 148V151H236V149H235V150H234ZM65 150H66V149H65ZM75 150H76V149H75ZM77 150H78V149H77ZM105 150H106V149H105ZM113 150H114V149H113ZM120 150H121V149H120ZM122 150H123V149H122ZM164 150H165V149H164ZM190 150H192V149H189V151H190ZM206 150H207V148H206ZM210 150H212V149H210ZM224 150H223V151H224ZM237 150H238V149H237ZM239 150H240V148H239ZM241 150H242V149H241ZM250 150H251V149H250ZM258 150H259V149H258ZM261 150H262V149H261ZM68 151H67V154L69 153ZM135 151H136V150H135ZM165 151H166V150H165ZM168 151H169V150H168ZM168 151H167V152H168ZM189 151H188V152H189ZM192 151H193V150H192ZM192 151L189 152V153L191 154ZM198 151H199V150H198ZM200 151H201V150H200ZM200 151H199V152H200ZM213 151L215 152L216 150H213ZM251 151H252V150H251ZM64 152H65V151H64ZM71 152H72V151H71ZM106 152H107V151H106ZM111 152H112V151H111ZM113 152H114V151H113ZM119 152H120V151H118V153H119ZM131 152H132V151H131ZM183 152H185V151H183ZM194 152H195V151H194ZM202 152H203V149H202ZM205 152H208V151H205ZM205 152H204V153H205ZM218 152H219V151H217V153H218ZM228 152H229V150H228ZM65 153H66V152H65ZM65 153H64V155H66ZM74 153H75V152H74ZM116 153H117V151H116ZM118 153H117V154H118ZM121 153H122V152H121ZM136 153H137V152H135V156H136ZM169 153H171V151H170ZM174 153H172V154H174ZM200 153H201V152H200ZM208 153H209V152H208ZM211 153L213 154V152H211ZM211 153H210V154H211ZM215 153H216V152H215ZM230 153H232V152H230ZM233 153H234V152H233ZM243 153H244V151H243ZM259 153H260V152H259ZM71 154H72V153H71ZM108 154H109V152H108ZM114 154H115V153H114ZM114 154H113V155H114ZM122 154H123V153H122ZM131 154H132V153H131ZM131 154H129V156H132ZM133 154H134V153H133ZM137 154H139V153H137ZM183 154H184V153H183ZM195 154H196V157H197V154H198V153L195 152ZM206 154H207V153H206ZM210 154H207V157H208V155H210ZM222 154H223V153H222ZM226 154H227V153H226ZM237 154H238V153H236V156H238ZM118 155H119V154H118ZM125 155H126V154H125ZM125 155H124V157H126ZM127 155H128V154H127ZM187 155H189V154L187 153ZM187 155H186V156H187ZM192 155H193V153H192ZM199 155H200V154H199ZM214 155H215V154H214ZM240 155H241V154H240ZM70 156L72 157V155H70ZM107 156H108V155H107ZM109 156H110V155H109ZM111 156H112V155H111ZM173 156H174V155H173ZM173 156H171V154H170V157H173ZM182 156H183V155H182ZM184 156H185V155H184ZM184 156H183V157H184ZM211 156H213V155H210V157H211ZM217 156H218V154H217ZM221 156H222V155H220L219 157L222 159ZM228 156H229V155H228ZM243 156H244V155H243ZM243 156H241V157H243ZM253 156H254V154H253ZM259 156H261V155H259ZM68 157H69V156H68ZM68 157H66V158H68ZM119 157H120V156H119ZM122 157H123V155H122ZM167 157H168V156H167ZM187 157L189 158L190 156H187ZM191 157H192V156H191ZM196 157H195V158H196ZM214 157H215V156H214ZM231 157H232V156H231ZM241 157H240V158H241ZM244 157H245V156H244ZM111 158H112V157H111ZM111 158H110V159H111ZM128 158H129V157H128ZM188 158H187V159H188ZM192 158H193V157H192ZM208 158H209V157H208ZM208 158H207V159H208ZM224 158H229V157H226V156H225V157H223V159H224ZM235 158H236V157H235ZM237 158L240 159L239 156H238ZM120 159H124V158H121V157H120ZM125 159H126V158H125ZM129 159H131V158H129ZM135 159L137 160V158H135ZM170 159H171V158H170ZM211 159H212V158H211ZM211 159H210V160H207V162H205L204 164H206V163H209V164H210L211 162H209V161H211ZM218 159H219V158H218ZM241 159H242V158H241ZM241 159H240V162L242 163V161H243L244 158L242 159V161H241ZM107 160H108V159H107ZM111 160H112V159H111ZM131 160H132V159H131ZM167 160H169V159H167ZM185 160H186V158H185ZM190 160H191V159H190ZM196 160H197V159H196ZM196 160H195V161H196ZM219 160H220V159H219ZM224 160H228V159H224ZM229 160H230V159H229ZM229 160H228V161H229ZM235 160H236V159H235ZM235 160H234L233 162H236V161L238 162V160H236V161H235ZM113 161H114V160H112V162H113ZM126 161H127V160H126ZM129 161H130V160H129ZM132 161H133V160H132ZM138 161H140V160H138ZM138 161H137V162H138ZM188 161H189V160H188ZM191 161H192V160H191ZM215 161H216V159H215ZM215 161H214V163H215ZM230 161H231V160H230ZM256 161H257V160H256ZM261 161H262V160H261ZM117 162H118V161H117ZM123 162H125V160H124ZM196 162H197V161H196ZM196 162H195V163H196ZM199 162H200V159H199ZM199 162H198V163H199ZM220 162H221V160H220ZM223 162H224V161H223ZM226 162H227V161H226ZM247 162H248V164H249V159H248ZM251 162H252V161L250 160V163H251ZM253 162H254V161H253ZM253 162L251 163L252 166H253V164H255V163H253ZM107 163H108V161H107ZM119 163H120V162H119ZM132 163H134V162H132ZM188 163H189V162H188ZM32 164H33V163H32ZM116 164H118V163H116ZM127 164H128V163H127ZM139 164H140V163H139ZM220 164H221V163H220ZM220 164H218V166H219ZM224 164H225V163H224ZM227 164H228V163H227ZM227 164H226V169L229 167V165H227ZM251 164H250V166H251ZM33 165H34V164H33ZM33 165H31V166H33ZM36 165H37V164H36ZM109 165H110V164H109ZM118 165H119V164H118ZM124 165H126V163H125ZM124 165H123V166H124ZM130 165H131V164H129V166H130ZM135 165H138V164H135ZM172 165H170V168H171ZM187 165H192V164H187ZM187 165H186V166L184 165L185 168L188 167ZM202 165H203V163H202ZM231 165H232V163H231ZM245 165L247 166V164L244 163V166H245ZM112 166H113V165H112ZM112 166H111V167H112ZM114 166H115V165H114ZM121 166H122V165H121ZM123 166H122V167H123ZM126 166H127V165H126ZM192 166H194V165H192ZM199 166H200V165H199ZM199 166H198V167H199ZM203 166H204V165H203ZM206 166H207V164H206ZM211 166H212V165H211ZM215 166H216V165H215ZM227 166H228V167H227ZM233 166H234V164H233ZM246 166H245V168H247ZM248 166H249V165H248ZM250 166H249V169H250ZM252 166H251V169H253L255 165L253 166V168H252ZM124 167H125V166H124ZM124 167H123V168H124ZM134 167H135V166H134ZM136 167H138V166H136ZM136 167H135V168H136ZM179 167H178L177 169L180 170ZM195 167H196V166H195ZM204 167H205V166H204ZM208 167H209V165H208ZM223 167H224V166H223ZM223 167H222V168H223ZM234 167H235V166H234ZM237 167H238V166H237ZM33 168H34V166H33ZM117 168H118V166H117ZM119 168H120V167H119ZM123 168H122V170H124ZM129 168H130V167H129ZM190 168H191V167H190ZM193 168H194V167H193ZM193 168H192V169H193ZM211 168H213V167H211ZM229 168H230V167H229ZM130 169H131V168H130ZM187 169H188V168H187ZM216 169H218V167H216ZM230 169H231V168H230ZM232 169H233V168H232ZM114 170H115V168H114ZM122 170H121V168H120V171H122ZM133 170H135V169H133ZM171 170L173 171V167L170 169V171H171ZM174 170H175V167H174ZM193 170H194V169H193ZM220 170H221V169H220ZM220 170H219V171L217 170V171L220 172ZM242 170H243V168H242ZM242 170H241V171H242ZM246 170H247V169H246ZM115 171H116V170H115ZM130 171H131V170H130ZM136 171H138V168H137ZM176 171L178 172L177 174H179V171H178V170H176ZM180 171H181V170H180ZM209 171H210V170H209ZM118 172H119V170H118ZM133 172H134V171H133ZM173 172H174V171H173ZM181 172H182V171H181ZM181 172H180V175H178V177H179V176H180V177H183V175L181 176ZM183 172H184V170H183ZM187 172H189V171H187ZM192 172H193V171H192ZM199 172H200V171H198V173H195V171H194L193 173L197 175V174H199ZM213 172L215 173V171H213ZM221 172H223V169H222ZM228 172H230V171H228ZM254 172H255V171H254ZM256 172H257V171H256ZM262 172H263V171H262ZM134 173H136V172H134ZM210 173H211V172H210ZM216 173H217V172H216ZM225 173H226V172H225ZM232 173H233V172H232ZM243 173H244V172H243ZM172 174H173V173H172ZM175 174H176V172H175ZM175 174H174V176H175ZM177 174H176V175H177ZM183 174H184V173H183ZM185 174H188V173H185ZM194 174H193V177L195 178ZM206 174H207V173H206ZM217 174H218V173H217ZM227 174H228V173H227ZM246 174H247V173H246ZM209 175H210V174H209ZM212 175H213V174H212ZM215 175H216V174H215ZM231 175H232V174H231ZM234 175H235V174H234ZM240 175H241V174H240ZM120 176H121V175H120ZM174 176H173V177H174ZM207 176H208V174H207ZM261 176H262V175H261ZM184 177H185V175H184ZM184 177H183V179H186V177H185V178H184ZM198 177H201L200 174H199V176L197 175L196 179H197ZM208 177H209V176H208ZM246 177H247V175H246ZM171 178H172V177L170 176L169 179L171 180ZM174 178H175V177H174ZM174 178H172V180H173ZM187 178H190V177L187 176ZM191 178H192V177H191ZM215 178H216V180H217L218 182H220V181L217 179L216 176H215ZM215 178H214V179H215ZM231 178H232V177H231ZM235 178H236V177H235ZM251 178H252V177H251ZM123 179H124V178H123ZM198 179H199V178H198ZM198 179H197V181H198ZM208 179H210V178H208ZM223 179H224V178H223ZM244 179H245V178H244ZM176 180H177V177H176L175 180H173V181H176ZM205 180H207V179L205 178ZM211 180H212V179H211ZM226 180H227V178H226ZM245 180H246V179H245ZM122 181L124 182V180H122ZM180 181H182V180H180ZM180 181H179V182H180ZM183 181H184V180H183ZM185 181H186V180H185ZM188 181H189V180H188ZM192 181H193V179L191 180V182H192ZM194 181H195V179H194ZM194 181H193V182H194ZM217 181H214V182L217 183ZM169 182H170V181H169ZM177 182H178V181H177ZM244 182H245V181H244ZM171 183H172V181H171ZM173 183H176V182H173ZM184 183H185V182H183V183L181 182V184H183V186H184ZM206 183H207V182H206ZM209 183L212 184L213 182L210 181ZM186 184H187V183H186ZM189 184H190V182H189ZM211 184H210V185H211ZM214 184H215V183H214ZM218 184H219V183H218ZM218 184H216V185L218 186ZM220 184H221V182H220ZM176 185H177V184H176ZM178 185H179V184H178ZM187 185H188V184H187ZM207 185H208V184H207ZM210 185H209V187H210ZM216 185H215V186H216ZM231 185H232V184H231ZM180 186H181V185H180ZM204 186H205V188H206V185H205V184H204ZM204 186H203V188H202L203 190L205 189ZM217 186H216V187H217ZM223 186H224V185H222V187H223ZM225 186H226V185H225ZM233 186H234V185H233ZM233 186H232V187H233ZM235 186H236V184H235ZM185 187H186V185H185ZM212 187H213V185H212ZM216 187H215V189H213V190H212V188H210L211 191H212V193H213V192L215 193L214 190L217 189ZM220 188H221V185L219 186V191L221 190ZM161 189H162V191L164 190L163 188H161ZM207 189H209V188H207ZM222 189H224V187H223ZM227 189H228V188H227ZM235 189H236V188H235ZM235 189H233L234 191H232V192H233V195H234ZM238 189H239V188H238ZM155 190H156V189H155ZM188 190H189V188H188ZM188 190H187V191H188ZM165 191H166V190H165ZM206 191H207V190H206ZM206 191H205V192H206ZM208 191H209V190H208ZM223 191H224V190H221V192H220V193H221V196H222ZM228 191H229V190H228ZM155 192H158V190H156ZM155 192H154V194H155ZM185 192H186V191H185ZM189 192H190V191H189ZM236 192H237V191H236ZM236 192H235V194L237 195L238 193H236ZM238 192H239V191H238ZM240 192H241V191H240ZM240 192H239V193H240ZM158 193H160V192H158ZM158 193H157V194H158ZM190 193H191V192H190ZM206 193H207V192H206ZM208 193H209V192H208ZM210 193H211V192H210ZM214 193H213V194H214ZM217 193H219V192H217ZM217 193H216V194H217ZM227 193H228V192H227ZM216 194H214V195L211 194V195L214 197ZM223 194H224V193H223ZM240 194H241V193H240ZM160 195H161V194H160ZM163 195H165V193H164ZM209 195H210V194H209ZM225 195H226V194H225ZM230 195H231V194H230ZM241 195H242V194H241ZM219 196H220V195H219ZM228 196H229V195H228ZM231 196H232V195H231ZM158 197H159V194L157 195V198H158ZM162 197H163V196H162ZM166 197H167V196H166ZM206 197H207V196H206ZM209 197H210V196H209ZM225 197H226V196H225ZM232 197H233V196H232ZM234 197H236V196H234ZM240 197H241V196H240ZM242 197H243V196H242ZM242 197H241V198H242ZM159 198H160V197H159ZM159 198H158V199H159ZM218 198H219V197H218ZM236 198L238 199V195H237ZM241 198H240V200H241ZM158 199H157V200H158ZM161 199H163V198H161ZM211 199H213V198L211 197L210 199H207V200H208V201H211ZM214 199H215V198H214ZM214 199L212 200V202L214 201ZM216 199H217V198H216ZM220 199H222V197H220ZM223 199H224V198H223ZM223 199H222V200H223ZM225 199H227V198H225ZM228 199H229V197H228ZM234 199H235V198H233V200H234ZM154 200H155V198H154ZM217 200H218V199H217ZM217 200H215V201H217ZM233 200H231V202H232ZM242 200H243V199H242ZM242 200L240 201L241 203H242ZM244 200H245V199H244ZM247 200H248V199H247ZM208 201H207V202H208ZM227 201H228V200H227ZM227 201H226V203H227ZM147 202H148V201H147ZM160 202H161V200L158 201V203H160ZM162 202H163V201H162ZM188 202H189V201H188ZM231 202H230V204H231ZM233 202H234V201H233ZM233 202H232V204H233ZM236 202H237V201H236ZM220 203H221V202H220ZM237 203H239V202H237ZM253 203H254V202H253ZM262 203H263V202H262ZM156 204H157V203H156ZM223 204H224V201H223L222 205H223ZM228 204H229V203H227L226 206H227ZM235 204H236V203H235ZM212 205L215 206V202H214V204L212 203ZM220 205H221V204H220ZM222 205H221V206H222ZM224 205H225V204H224ZM224 205H223V206H224ZM209 206H210V205H209ZM216 206H218V205L216 204ZM221 206H220V208H222ZM228 206L230 207L231 205H228ZM236 206H237V205H236ZM236 206H234V204H233L230 208H229V207H228V208L233 210V207H236ZM211 207H212V206H211ZM224 207H225V206H224ZM154 208H156V207H154ZM184 208H185V207H184ZM212 208H213V207H212ZM216 208H217V207H216ZM216 208H215V209H216ZM220 208H219V209H220ZM226 208H227V207H226ZM217 209H218V208H217ZM217 209H216V212H215L216 214H215V215H217ZM234 209H235V208H234ZM148 210H149V209H148ZM154 210H155V209H154ZM222 210H224V209L222 208ZM244 210H245V209H244ZM212 211H213V210H212ZM220 211H221V210H220ZM229 211H230V210H229ZM251 211H252V210H251ZM183 212H184V211H183ZM224 212H226V210H225ZM231 212H232V211H231ZM235 212H236V211H235ZM147 213H148V212H147ZM153 213H154V212H153ZM227 213H228V212H227ZM227 213H225V214H227ZM233 213H234V212H233ZM151 214H152V212H151ZM220 214H221V213H219L218 215L220 216ZM230 214H231V213H230ZM235 214H236V213H235ZM245 214H246V213H245ZM263 214H264V213H263ZM215 215H214V216H215ZM223 215H224V214H223ZM150 216H151V215H150ZM152 216H155V215L152 214ZM221 216H222V215H221ZM226 216H227V215H226ZM237 216H238V215H237ZM240 216H241V215H240ZM240 216H239V217H240ZM217 217H218V216H217ZM227 217H228V216H227ZM233 217H234V216H233ZM235 217H236V216H235ZM212 218H213V217H212ZM214 218H215V217H214ZM224 218H225V215H224V217H223V221H224V220L226 221L227 219H224ZM216 219H217V218H215V220H216ZM230 219H231V218H230ZM153 220H154V218H153ZM153 220H152V221H153ZM199 220H200V219H199ZM211 220H212V219H211ZM217 220H219V218H218ZM149 221H150V220H149ZM154 221H155V220H154ZM170 221H171V220H170ZM196 221H197V220H196ZM203 221H204V220H203ZM206 221H207V220H206ZM206 221H205V223H206ZM213 221H214V220H213ZM223 221H222V222H223ZM259 221H260V220H259ZM167 222H169V221H167ZM167 222H166V223H167ZM201 222H202V221H201ZM208 222H210V221H208ZM214 222H215V221H214ZM214 222H213V223H214ZM227 222H228V221H227ZM148 223H149V222H148ZM152 223H153V222H152ZM194 223H195V222H194ZM202 223H204V222H202ZM213 223H212V224H213ZM215 223H216V225H217V224H220L221 222L219 221V223H217V222H215ZM223 223H225V222H223ZM223 223L220 224V225H222V227L219 226L220 228H223V226L226 224V223H225V224L223 225ZM199 224H201V223H199ZM212 224H211V225L209 224V225H210V226H213ZM151 225H152V224L150 223L149 226H151ZM166 225H167V224H166ZM190 225H191V223H190ZM201 225H202V224H201ZM201 225H200V227H201ZM226 225H227V224H226ZM144 226H145V225H144ZM167 226H169V225H167ZM167 226H166V228H167ZM170 226H171V225H170ZM170 226H169V227H170ZM184 226H188L187 228H189V225H188V224H187V225L185 224ZM192 226H193V225H192ZM196 226H197V227H196ZM146 227H147V225H146ZM146 227H143V228L145 229V232H146ZM153 227H154V226H153ZM195 227H196V228H199V227H198V224L195 225ZM195 227H193V229H194ZM216 227H217V226H216ZM130 228H131V227H130ZM151 228H152V227H151ZM170 228H171L170 230H174V229H172L173 227H170ZM191 228H192V227H191ZM191 228H189L188 230H190ZM209 228H210V227H209ZM220 228H219V229H220ZM224 228H225V226H224ZM131 229H132V228H131ZM131 229H130V230H131ZM134 229H136V228H134ZM137 229H138V228H137ZM147 229H148V227H147ZM155 229H156V228H155ZM205 229H206V228H205ZM211 229H212V227H211ZM215 229H216V228H215ZM225 229H226V228H225ZM127 230H128V229H127ZM127 230L125 231L126 234H127ZM138 230H139V232H140V230L143 231V230L140 229V228H139ZM153 230H154V229H153ZM168 230H169V228H168L166 231H168ZM181 230H182V229H180V232H181ZM184 230H186V228H185ZM191 230H192V229H191ZM198 230H199V229H198ZM216 230H217V229H216ZM221 230L223 231L224 229H221ZM232 230H233V229H232ZM133 231H135V232H133V233H136V230H133ZM155 231H156V230H155ZM176 231L178 232V230H176ZM193 231H194V230H193ZM201 231L203 232V228H202ZM208 231H209V230L207 229V233H206V230H204V232L206 233V235L209 234ZM212 231H213V230H212ZM212 231H211V232H212ZM218 231H219V230H218ZM222 231H221V232H222ZM128 232H129V234H130V231H128ZM147 232H148V231H147ZM150 232H151V234L153 233L151 230H150ZM182 232H183V231H182ZM198 232H200V230H199ZM211 232H210V233H211ZM214 232H215V231H213V233H214ZM224 232H226V231H223L222 233L224 234ZM229 232H230V231H229ZM170 233L174 235V233H172V231H171ZM178 233H179V232H178ZM183 233H184V232H183ZM186 233H188V232H186ZM186 233H184V234H186ZM137 234H139V233H137ZM164 234H165V233H164ZM168 234H169V233H168ZM175 234H176V233H175ZM199 234L201 235V233H199ZM215 234H216V233H214V236H216ZM217 234H218V233H217ZM124 235H125V234H124ZM134 235H135V234H134ZM142 235H143V234H142ZM147 235H148V234H147ZM152 235H153V234H152ZM154 235H155V234H154ZM177 235H178V234H177ZM182 235H183V234H182ZM186 235H187V234H186ZM186 235H185V236H186ZM202 235H205V234H202ZM209 235H210V234H209ZM209 235H208V236H209ZM211 235H212V233H211ZM211 235H210V236H211ZM219 235H221V234H219ZM231 235H232V234H231ZM129 236H130V235H129ZM167 236H168V235H167ZM167 236H166V237H167ZM185 236H183V237H185ZM208 236H207V237H208ZM210 236H209V237H210ZM214 236H213V237H214ZM125 237H126V235H125ZM125 237H124V238H125ZM130 237H131V236H130ZM137 237H138V236H136V240H137ZM140 237H141V235H140ZM140 237H139V238H140ZM170 237H172V236H170ZM180 237H181V236H180ZM183 237H182V238H183ZM199 237H200V236H198V238H199ZM211 237H212V236H211ZM211 237H210V238H211ZM220 237H221V236H220ZM134 238H135V237H134ZM142 238H143V237H142ZM145 238H147V236H146ZM149 238H150V237H149ZM157 238H158V237H157ZM164 238H165V237H164ZM167 238H168V242H170L171 240L169 241V237H167ZM172 238H173V237H172ZM188 238L190 239V237H188ZM202 238H203V237H202ZM224 238H225V237L223 236V239H224ZM240 238H241V237H240ZM126 239H127V238H125V240H126ZM151 239H153V237H151ZM154 239H155V242H156V237H155ZM174 239H175V238H174ZM183 239H184V238H183ZM183 239H181V240H183ZM192 239H193V238H192ZM196 239H197V238H196ZM199 239H200V238H199ZM203 239H204V238H203ZM214 239H216V237L213 238V240H214ZM218 239H219V236H218ZM221 239H222V238H220V241H221ZM236 239H237V238H236ZM244 239H245V238H244ZM248 239H249V238H248ZM149 240H150V239H148V241H149ZM165 240H166V238H165ZM175 240H176V239H175ZM181 240H180V241H181ZM206 240H207V239H206ZM210 240H211V239H210ZM213 240H211V241H213ZM216 240H217V239H216ZM226 240H227V236H226ZM226 240H225V242H226ZM234 240H235V239H234ZM239 240H240V239H239ZM127 241H128V240H127ZM129 241H132V240L130 239ZM133 241H134V240H133ZM138 241H140V239H138ZM141 241H142V240H141ZM150 241H151V240H150ZM153 241H154V240H153ZM160 241H161V240H160ZM166 241H167V240H166ZM172 241H173V239H172ZM172 241H171L170 243H172ZM189 241H190V240H189ZM189 241H188V242H189ZM194 241H196V240H194ZM208 241H209V240H208ZM208 241H207V242H208ZM211 241H210V242H211ZM222 241H223V240H222ZM230 241H231V240H230ZM122 242H123V241H122ZM122 242H121V243H122ZM124 242H125V241H124ZM136 242H137V241H135L134 243H136ZM143 242H144V240L142 241V243H143ZM151 242H152V241H151ZM157 242H159V240H158ZM157 242H156V243H157ZM177 242H178V241H177ZM183 242H185V241H183ZM186 242H187V241H186ZM188 242H187V243H188ZM191 242H192V240H191ZM205 242H206V241H205ZM205 242H203V243H205ZM225 242H224V243H225ZM128 243H129V242H128ZM134 243L132 244V242H131L132 245H134ZM137 243H138V242H137ZM145 243H146V241H145ZM145 243H144V244H145ZM153 243H154V242H153ZM170 243H169V244H170ZM174 243H175V241H173V244H172L173 246H174ZM180 243H182V242H180ZM193 243H194V242H193ZM201 243H202V241H201ZM201 243H200V244H201ZM203 243H202V244H203ZM224 243H223V244H224ZM231 243H232V242H231ZM234 243H235V242H234ZM138 244H139V243H138ZM138 244H137V245H138ZM151 244H152V243H151ZM178 244H179V243H178ZM194 244H195V243H194ZM205 244H206V243H205ZM205 244L202 245V246H205ZM212 244L214 245V243H212ZM229 244H230V243H229ZM125 245H126V243H125ZM128 245H129V244H128ZM172 245H171V250L174 249V248L176 247V246H175L174 248H172ZM184 245H185V244H184ZM189 245H192V244H189ZM195 245H196V244H195ZM219 245H220V243H219ZM219 245H218V246H219ZM226 245H227V244H226ZM234 245H235V244H234ZM120 246H121V245H120ZM122 246H124V245H122ZM135 246H136V245H134V246H132V247H134V248L137 249V247H135ZM138 246L140 247V245H138ZM141 246H142V245H141ZM144 246H146V245H144ZM178 246H179V245H178ZM185 246H186V245H185ZM192 246H193V245H192ZM214 246H216V245H214ZM214 246H213V248H214ZM224 246H225V245H224ZM224 246H223V247H224ZM227 246H228V245H227ZM231 246H232V245H231ZM235 246H236V245H235ZM249 246H250V245H249ZM261 246H262V245H261ZM117 247H118V246H117ZM126 247H128V246H126ZM126 247H125V249H123V250H126ZM132 247H131V248H132ZM179 247H180V246H179ZM189 247H190V246H189ZM193 247H195V246H193ZM197 247H199V246H197ZM197 247H196V249H197ZM205 247H206V246H205ZM211 247H212V246H211ZM216 247H217V246H216ZM223 247H222V248H223ZM229 247H230V246H229ZM256 247H257V246H256ZM62 248H63V247H62ZM120 248H121V247H119V249H120ZM131 248H130V249H131ZM140 248H141V247H140ZM182 248H185V247L182 246ZM201 248H202V247H201ZM209 248H210V247H209ZM224 248H225V247H224ZM224 248L222 249L223 251H224ZM230 248H231V247H230ZM260 248H261V247H260ZM63 249H64V248H63ZM128 249H129V248H128ZM128 249H127V250H128ZM130 249H129L128 252H126V251H127V250H126V251H125V254H126V253H129V252H130ZM142 249H143V248H142ZM146 249H147V248H146ZM180 249H181V248H180ZM188 249H189V248H187V250H188ZM193 249H194V248H193ZM202 249L204 250V247H203ZM214 249H215V248H214ZM228 249H229V248H228ZM231 249H232V248H231ZM244 249H245V248H244ZM258 249H259V248H258ZM258 249H257V250H258ZM123 250H122V251L119 250L120 253H121V252L123 253ZM131 250H132V252L135 251V249H134V250L131 249ZM140 250H141V249H140ZM143 250H144V249H143ZM171 250H170V251H171ZM175 250H176V249H175ZM181 250H182V249H181ZM203 250H202V251H203ZM205 250H208V248H206ZM209 250L212 251V252L214 251V250H211V249H209ZM215 250H216V249H215ZM253 250H254V249H253ZM260 250H261V249H260ZM113 251H114V250H113ZM117 251H118V249H117ZM117 251H116V252H117ZM138 251H139V250L137 249L136 252L138 253ZM157 251H158V250H157ZM173 251H174V250H173ZM185 251H186V249L184 250V252H185ZM189 251H191V250H189ZM199 251H200V249H199ZM217 251H218V250H217ZM217 251H215V252H217ZM227 251L230 252L229 250H227ZM227 251H226V253H227ZM243 251H244V250H243ZM132 252H131V253H132ZM144 252H146V251L144 250ZM171 252H172V251H171ZM175 252H176V251H175ZM177 252H178V251H177ZM192 252H193V250H192ZM212 252H210V255H209V256L215 254L214 252H213L214 254H212ZM240 252H241V251H240ZM240 252H239V253H240ZM253 252H254V251H253ZM261 252H262V251H261ZM114 253H115V252H113V254H114ZM117 253H119V252H117ZM117 253H116V254H117ZM137 253H136V255H137ZM140 253H141V252H140ZM142 253H143V252H142ZM172 253H174V252H172ZM179 253H181V252H179ZM196 253H198V249H197ZM196 253H195V251H194V254H196ZM206 253H209V252H206ZM235 253H236V252H235ZM258 253H259V252H257V254H258ZM133 254H134V253H133ZM200 254H201V252H200ZM223 254H224V253H223ZM223 254L220 253L219 255H220V256H223ZM230 254H233V253L230 252ZM119 255H120V254H119ZM126 255H127V254H126ZM129 255H130V254H129ZM131 255H132V254H131ZM134 255H135V254H134ZM138 255H139V254H138ZM172 255H173V254H172ZM174 255H175V253H174ZM179 255H180V254H179ZM185 255L187 256L186 253H185ZM202 255H203V254H202ZM204 255H205V252H204ZM215 255H217V254H215ZM227 255H229V254L227 253L226 256H227ZM234 255H235V254H234ZM260 255H261V254H260ZM114 256H115V255H114ZM117 256H118V255H117ZM117 256H116V258H117ZM124 256H125V255H124ZM139 256H140V255H139ZM181 256H182V253H181L180 257H181ZM186 256H185V257H186ZM197 256H198V255H197ZM220 256H219V257H220ZM226 256L224 255V257H226ZM133 257L135 258V256H133ZM137 257H138V256H137ZM137 257H136V258H137ZM158 257H159V256H158ZM161 257H162V256H161ZM175 257H177V256H175ZM178 257H179V256H178ZM185 257H182V258H185ZM189 257H190V256H189ZM195 257H196V255H195ZM198 257H199V256H198ZM211 257H213V256H211ZM227 257L230 258L229 256H227ZM227 257H226V259H227ZM232 257H233V256H231V258H232ZM241 257H242V256H241ZM116 258H115V259H116ZM118 258H119V257H118ZM122 258H123V255H122ZM182 258H181V259H182ZM208 258H209V257H208ZM231 258H230V259H231ZM239 258H240V257H239ZM243 258H245V257H243ZM255 258H256V257H255ZM189 259H190V258H189ZM193 259H194V258H193ZM193 259H191V260H193ZM195 259L198 260L197 257H196ZM195 259H194V260H195ZM209 259H211V258H209ZM214 259H215V257H214ZM233 259L236 260L237 258L233 257ZM233 259H232V260H233ZM248 259H249V258H248ZM263 259H264V258H263ZM191 260H190V261H191ZM199 260L201 261V259H199ZM199 260H198L197 262H193V261H191V262L197 264V263L199 262ZM211 260H212V259H211ZM232 260H231V264H234V263H232ZM240 260H241V259H240ZM245 260H247V259H245ZM57 261H58V259H57ZM182 261H183V260H182ZM187 261H188V260H187ZM204 261H205V259H204ZM208 261H209V260H208ZM227 261H230V260L228 259ZM243 261H244V259H243ZM247 261H248V260H247ZM247 261H244V262H247ZM54 262H55V261H54ZM60 262H61V261H60ZM117 262H118V261H117ZM201 262H202V261H201ZM201 262H199V263H201ZM212 262H214V260H213ZM233 262H235V261H233ZM237 262L240 263L241 261H238V260H237ZM61 263H62V262H61ZM174 263H175V262H174ZM188 263H189V261H188ZM203 263H204V262H203ZM206 263H207V262H206ZM218 263H219V262H218ZM218 263H215V262H214V264H218ZM220 263H223V261L220 262ZM220 263H219V264H220ZM224 263H225V262H224ZM235 263H236V262H235ZM254 263H255V262H254ZM33 264H34V263H33ZM51 264H52V263H51ZM155 264H156V263H155ZM177 264H178V263H177ZM189 264H190V263H189ZM204 264H205V263H204ZM225 264H226V263H225ZM229 264H230V262H229ZM237 264H238V263H237ZM240 264H241V263H240ZM242 264H243V263H242ZM244 264H247V263H244ZM248 264H249V263H248Z\"/></svg>",
  "mask_w": 264,
  "mask_h": 264
}]
</instances>
